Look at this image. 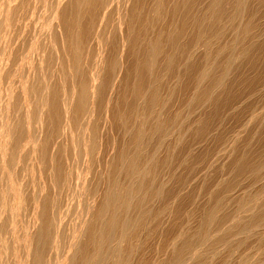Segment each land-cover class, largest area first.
Listing matches in <instances>:
<instances>
[{
	"label": "rangeland",
	"instance_id": "1",
	"mask_svg": "<svg viewBox=\"0 0 264 264\" xmlns=\"http://www.w3.org/2000/svg\"><path fill=\"white\" fill-rule=\"evenodd\" d=\"M68 1L67 0H11V1L10 0H0V46H1L0 47V63H1L0 64V87H1L0 88V124L3 126V127L0 126V128H1L0 130L2 131V132H0V151H1L0 152V157H1V159H0V174H1L0 175V193H1L0 194V197H1L0 198V260H1L0 264H31L30 261H31L32 255L34 254L35 242H36V237H37L36 232H38L37 230H40L39 227L42 226L40 224L43 222V210L47 205L50 204V211H52L57 207L58 203H59V205L61 204L60 206H63L60 208L61 210L59 209L60 206H58V209H59V211H61L63 213L62 214V216H63L62 225L63 226L61 225V227L64 230L62 228L61 229L64 231L65 234H63V232L61 230L64 239L63 238L60 239L61 240V241H59L60 243L57 242V243H59V246H60V250H58L59 256L56 255L55 250H54L55 254L51 253L53 251H50V253H48V254H52L51 255L52 258L54 256L55 260L53 258V260H54L53 262H55V263H53V264H59V263L64 264L65 262L63 261L62 257H64V255L66 256L65 252L67 253V256H68V254H70L72 252L74 253L73 249H70L68 251V248H70V247H68L69 241L71 243L72 241L79 242V241H82L83 239H85L86 231H87L86 226H88L90 224V220L92 219L90 217H93L92 213H90V212H93V210H92L93 208L95 209L94 211H96V208H98L97 206H99L101 199H102V193L101 192L103 190H104L103 192H105V189L107 190L108 186L111 183V180L113 179V176L115 174H118L119 172H120V174L117 175L118 178H120L119 181L120 182L126 181V178L124 177L125 173L123 171L121 172L118 170L119 172H116L118 169L116 163L118 165H120L119 161L122 160L121 159V153L123 154L124 152L126 153V151H127L130 154L131 152H133L134 149H133V146H128V147H131V149L130 148L128 149L126 146L127 150L124 149L125 145L128 144L127 142H128V139L130 137H129V134H127V132H124L121 129V128H125L124 127L125 125L123 124L124 121L121 122L123 120L120 117L121 113L120 114L118 113V115H117V111L119 109H117L116 106H118V108H120V110L121 109L124 110L126 105L123 103V101L126 103L125 98H127V97H128L127 99H129V98L131 99V95L129 94L130 90L129 91L127 90V92H126V89L124 87L125 82H124V84L122 83L124 80V77H123L124 76V70L126 69V64H128V62L126 60H127V58H130L129 60L131 61V57H129V55H126V54H128V52H126V54H125V51H127V50H125L126 47L124 49H121L122 54L121 53L120 54L122 55V57H120V55H119V57L122 58V62L124 61L127 63H125V66H124V62H123L124 67L122 65H121V67L117 66L116 73L120 72V70L118 68V67H120V69H122L120 74L123 78L121 76L119 77L118 74H115V77L111 76L112 78H114V80L116 79L115 81H113V80L111 81V79H110L111 77H107L106 79H104L106 77L105 75H107V73L104 70V66H102L101 62H103V64H104V58L103 57L107 58L110 55L109 47H111V46L108 47L107 46L108 44L102 43V41L106 42L105 40H103V38H101V37H104V35H102L99 32L98 34L100 36H97V33L95 32L96 28L95 29L93 28L94 32H92L93 30L88 29L87 25H85V24H89L88 20H90V19H89V17L87 18L86 16H89L90 12H88L89 13L88 14L87 12H85L82 9V10H80L81 12L79 15L81 17H85V19H88V20H84V18H82V20H81V17L79 16L80 20L82 22H83V20L86 21L85 24L82 23L81 21L79 24H80V26H83V24H84V26L87 27L86 29L89 30V33H88L89 37L87 35L85 38V34L82 33V35H81L79 33L80 37L84 36L83 39L88 38V41L85 40L86 42L84 41V43H82V41H83L82 38H80V40L82 39L80 41L81 43L78 41L80 43V45L82 46V47L79 46L80 51L82 50L81 53L83 54V52L85 53V50L87 51L84 54L87 56V59L85 58L86 60L85 59L83 60V57H81L83 55L81 54L80 55V57H81L80 61L81 62H79V63H81L80 64L81 68H82V66L84 67V68H82V70H84V72L86 70L87 74H86V72L84 73L83 71L78 73L79 69L74 68L75 64L73 62V57H72V53H71L72 50L68 49L69 44L66 42L67 36H66L65 29H64V23H63V22H65L64 21L65 17L68 16L65 19L66 21L68 18H69L68 20L71 21V17H72L71 12H69V9H68V8H70L69 5H71V3H70L71 1L70 0H68ZM127 1H125V2H127ZM132 1H134V0H132ZM132 1L130 0L129 3H131ZM135 1H137V0H135ZM116 2L117 1L114 2V6H115V4L117 6ZM204 2H206V1H204ZM227 2H229V3H227ZM231 2L232 1H230V0L229 1L224 0L225 5L222 2V7H224V9H226L227 11L225 10L226 16L223 15L222 16L223 18L220 17L219 18L220 20L216 21V29L218 28V30H219L220 29L219 27H221V29H222V30L220 29V31H219L220 32L219 37H217V38L215 37L212 40V43L209 44L210 47H207V48L204 44L202 45V42L200 40L201 44L200 45L198 44V47H197L198 51H197V48H196V50H194L195 51L194 55H193L194 57L191 60L192 61L191 64L194 63V65L196 66L194 71L190 72L189 69H188L189 72L186 71L187 70V61L185 60L186 61L185 62L183 59V62H181L182 61L181 58H183V55L185 53V49H184V45L180 44L181 42L183 43L182 40L185 41L188 38L191 39L190 37H192V35H193V32L191 33L192 28L188 27L186 30L187 32H189L192 35L187 33L186 36L187 37L189 36L188 38H186V36H185L184 38H186V39L182 38L181 41H178V42H180L179 48L182 47L181 45H183L182 50L184 51V53L182 52V50L180 53V51H178V47L174 50H171L172 48L170 46L168 47V45H165L166 48L168 47L167 49L164 48V50L166 49L165 52H167L169 50V48H171L170 51H168L167 53L169 54L170 52L176 51L175 53H176V56H178L177 57V59H178L180 57L177 54V51H178V53L182 56L180 58V62L182 64L183 63L184 64L181 66V63L179 61L178 62L176 61L177 64L176 63H174V64H176L177 67L174 65L173 66L174 68L172 67L174 70L169 69V72L166 71L165 69H164L165 70V72H164L163 68H162L161 74H160V76L162 75L161 76L162 78L160 77L161 78L160 85L161 84L162 85L159 86V89L160 90L162 89V90L159 93H161L160 98H161V95L163 96V100H162V102L164 103V105L162 103L163 109L167 105H168L167 106L168 109L165 108L163 110L162 107L158 105L157 107H155L156 110L153 109L154 113H156V111H160V109H161L160 113L162 111H165V112H162V115L160 113L159 114L157 113V114H152V116H155V117L162 116L161 118L166 120L167 117L170 115V114H168V116H167L166 113L170 112L168 110H171L170 113H173V115L176 112V114L178 115V117H176V118H178V119H176V118L174 119V121H173L174 125H172V127L173 126L174 127L173 128L171 127L172 128L171 130H175V131L171 132V130H170L172 135L169 132V134L167 136L169 139L167 137H164L165 139L166 138L167 139L166 140L164 139L165 142L162 141V143H161L162 145H160V147H158L159 153L157 152V156H155L156 160H153L154 162H156V163L158 162L157 164H159V165H157V164L156 165L159 166L160 168L158 169V167H156L157 170L154 169L156 172L159 170L157 172V174L159 173V175H157L154 170H152L154 176L152 174V171L149 174H151V176H152V181H154V182L156 181L155 182L156 184L158 182L161 190L158 188L159 186L157 184L155 187L157 189H159V192H157V194L153 193V195H155L157 197H155V196L153 197V200H152L153 202L150 200L152 198H150L148 200V201H150L148 203H151V204H148L149 206L151 205L150 208H149V206H148V208H149V210H153V211H149V212L150 213L152 212V214L154 216L152 214H149V212H148V218L147 217L145 218V224L147 227L144 230H146V231L142 230L141 231L142 233L140 232V234L138 235L139 239L135 237L136 242L133 241V239L131 240V242H132L131 246L134 247V245H135L134 250L136 249V247H137L136 250H138L140 248L139 249L140 253L138 251H136V253H138V254H135V251L133 250L134 252H132L130 254V255L133 254L132 256H134V257H132V256L129 257V259H130L129 261L131 262V264L132 263L133 264H140L141 262L143 264H168V263L170 264L171 262H168V261H173V259H174L173 258L174 248L175 249L178 248L179 244L181 246V244L183 242L181 240H184L183 238H185L186 236H187L186 239L189 238L190 236H192V234L195 233L194 231H196V232L202 231L203 228L200 230V229H198L199 227L201 228V227L207 226V225L204 226L202 221H200V219L203 220L204 217H206L205 215H207V213L210 212L213 203L216 201V198L217 199L220 198L223 201H222L221 206L219 207L220 209L218 208L215 210V211H219L220 213L214 212V213H216V216H215V214H213L214 215L213 217H215V220H214L215 223L213 222L212 225H209V227L207 226L208 228H210V230L208 229V231H209L208 233H211V234H208L209 236H208L207 240H205L203 243L198 241V243L196 242L191 247H189L188 248L189 250L188 249L186 250V253L183 254V256L186 255L185 257H183L184 258L183 261H185V264H202V263H204V264H264V249H263L264 248V219L262 221L260 219L261 222L259 221V219H258L259 222L257 221L256 218L253 219V217H255L256 214H258V216L256 215V217L259 218V214H260L259 211L262 210L263 206H264V163H263L264 162V87H263L264 86V79H263L264 78V44H263L264 43V37H263L264 36V13H263L264 12V10H263L264 9V0H262V1L261 0H252V1L251 0H244L245 3L243 4L244 5L243 9H245V10H243V12L245 11L244 13L247 15H245L243 13L242 16H238L239 18H237V17L234 18L235 20L232 19L233 17L230 18L231 13L233 12ZM129 3H124V4H126L125 8L127 7V4H129ZM201 3H203V2H201ZM204 4H206V3H204ZM24 5H25V7H24ZM114 6L112 5L113 8L112 7L111 8L113 9V11H116ZM246 6H247V8H245ZM65 7H66L67 11H66ZM100 10H102V9L100 8ZM122 10H123V8H122ZM231 10H232V12H230ZM42 11H44V12H42ZM50 11H51V13H50ZM248 11H250V12H248ZM96 12H97V10H96ZM226 12L227 13L230 12V14H228V16H227ZM27 13H28V15H27ZM123 13H125V10H123ZM116 14H117V12H116ZM169 14L170 13L167 14L168 16L162 15L165 18L169 17L167 19H165L161 16L162 18H160V19H164V21H165L164 22L163 20H159L160 22H163V23H161V25H163V24L167 25L168 24L167 26H170L173 28L177 27L176 20L178 22V19H175V25H176L175 26L174 21H172L173 24L171 22L173 17L170 14L172 17L171 18L169 16ZM31 15H32V17H31ZM119 15H117L115 17L118 18ZM57 18H59V19H57ZM116 18H114L116 20V21L114 20L116 22L115 23L117 26L116 28H118V27L120 28V26L117 25L118 21ZM52 19H54V20H52ZM168 19L170 20L171 24L174 26H171L170 22H168V21H167L168 23H166V20H168ZM17 20H18V22H17ZM208 21L209 20H207V22ZM246 22L250 23L251 28L249 26L248 27L249 29L247 28V30L249 31L252 29V32L250 31L251 33L244 31V27H245ZM34 23H35V25H34ZM81 23H82V25H81ZM179 23L180 22H178V24ZM159 24L160 23H158V25ZM211 24H213V23H211ZM229 24H231V25H229ZM217 25H219V27H217ZM57 27H59V28H57ZM102 27L104 28V26L103 25L101 26V29L103 30ZM178 27L175 29H178ZM240 27H242V28L240 29ZM256 27H258V28H256ZM34 28H35V30H34ZM77 28H78V30L81 28V30H79V32H81L83 29L82 27H79V26ZM173 28H171L172 31H174ZM214 28H215V26H214ZM58 30H59V32H58ZM102 30H100V31L102 32ZM117 31L119 32V29H117ZM82 32H85L87 34V31L84 29ZM238 32H239V34H238ZM92 33H93L92 38H93V36L95 37L93 40L90 36ZM122 33H123V31H122ZM246 35H248V36H246ZM110 36H112V33ZM254 36H255L256 40H255ZM65 37H66V39H65ZM96 37H100V39L98 38L99 41H97ZM237 37H239V38H238V40H236V44H235L234 40L237 39ZM89 38H91L90 42H91V40L93 41V42H91L92 44L89 43ZM251 39H253V41H251ZM217 40H218V42H217ZM96 41H97V43L99 42L98 45L96 44ZM100 41H101L103 46L101 45ZM108 42H109V40H108ZM231 42H232L231 45L233 47L227 45L228 43L230 44ZM248 42H249V45H250V42L251 43L255 42L253 44L254 46H252V44H251V48L254 47L252 50L250 49V51H249L251 54L245 52L246 51L245 48H247L249 46V45H247ZM79 43L77 45H79ZM41 44H43V45H41ZM50 44H52V46ZM213 44L216 46H214ZM244 44H246L247 47H246V45L244 46ZM86 45L91 46V47L88 46V49H91L92 51L88 50ZM104 45L106 46V49L102 50L103 47L105 48ZM224 45H226V47H224L225 49L222 47ZM54 46H56V47H54ZM217 47L223 48V49L222 50L216 49ZM227 47H229L230 49L233 48L231 50L234 52V55H232L233 54L232 51H231V53L229 52L230 49H228V51L226 50ZM242 47L244 48V51H243ZM189 48H191V46ZM31 49H32V51H31ZM99 49L102 51H100ZM107 49H109V50H107ZM215 49L219 50V52H222L220 54V56L218 55L219 54L218 51H217L218 52L217 54H216V52H214ZM121 50H120V52H121ZM95 51L96 52L99 51V53H96ZM104 51H106V53H104ZM207 51H209V52H207ZM92 52H93V54H92ZM162 52H164V51H162ZM165 52H164V54L162 53L159 56L160 57V59H159L160 63L163 62V60L165 58L164 56H167V55H165ZM228 52L231 54L230 55L231 58L229 60H231V61L233 60V61H232V64L230 63L231 61L229 62L230 63V65H229L230 69L228 67V72H227V75L224 79L225 83L223 85L219 86L217 89H215V92L211 96H209L210 100L208 98H206L204 100V102L203 101L200 102V105L198 103L197 105H199V107L198 106L195 107L193 104H189V105L190 106L193 105L194 108L188 107L189 106L187 104L188 99L189 100L191 99L190 97H192L191 96L192 93L195 94V91L192 89H193V86L196 84V81L193 80V79H195V74H192V73L193 72L195 73V71L197 69L196 74L198 75L197 72H199L198 70H200L201 66L202 67L205 66L204 64H207L208 61L212 60V59L208 60L206 58L210 57L211 55L213 57L214 54H215L214 55L215 57H213L214 59L216 57L218 58V56H219L218 59L216 58L217 63L218 62L219 63L226 62V60H228V59H226L225 56H227V58L230 57L229 55H227ZM243 52H245V53H243ZM107 53H109V54H107ZM200 53H202V54L200 55ZM241 53H243L244 55ZM87 54L88 55L91 54L92 56L90 57ZM123 54L126 55L127 57H125ZM206 54H208V56H206ZM61 55H62V57H61ZM96 55L97 56L99 55L97 58L100 62L95 57ZM196 55H197V57L195 58ZM124 57L126 58V60ZM162 57H164L163 60H162ZM184 57H185V55H184ZM101 58H103L102 61H101ZM123 58H124V60H123ZM90 59H92V60H90ZM96 60H97V62H96ZM221 60H225V61H221ZM86 61L87 62L89 61L87 63V65L90 63L97 65V63H98L97 66L99 68H97V66L94 65L93 67L97 69V70L96 69L94 70L91 66H89V67L86 66ZM91 61H94V62H91ZM206 61H207V63H206ZM84 62H85V64L83 65L82 63H84ZM39 63L42 65V67ZM257 64H259V65H257ZM160 65H159V67H160ZM184 65H185V67H183ZM199 65H201V66H199ZM252 65H253V67H252ZM197 66H199V67H197ZM81 68H80V70H81ZM89 68H90V70L91 69L93 70V71L91 70V72H93L92 74H94L95 76L97 73L96 72L94 73V71H98L99 73L97 74L96 77L94 76L95 79L93 76L91 77L92 82H90V83H94V87L89 86V87H91V92H90V96H89V106H91V107L87 106V108L90 109V111L92 112V115H91V119L86 120V123H84V126H83L84 130H85L84 131L83 129L74 128L75 127L73 125L74 123H72L71 121H73L72 115L74 116V112H72L75 109L74 104H76L77 103L76 100H78L75 93L77 92L76 90L79 88V84H80L79 80L82 78V76L84 74L87 77H90L92 75L90 70L87 71V69H89ZM179 68L183 69L184 71L179 70ZM46 69H48V70H46ZM101 69H103L102 70L103 72H101L103 74H101L99 71ZM175 70H176V73L180 76H177V74L175 73ZM177 70H179V72ZM191 70H193V69H191ZM162 71L164 73H166V72L167 73L162 74ZM172 71H174V72H172ZM185 71L188 74L191 73L192 75H194L191 77L189 75L188 81H186L188 74L185 73ZM74 72H75V75H74ZM88 72H90L91 75H89ZM217 72H218L217 70H216V72H211V74L208 75L209 78L207 76L206 77L207 79L205 78V80H203V82H202L203 88L208 86L207 85L208 83L210 84L211 79H212V78H210V76L212 75V77H213L215 74H217ZM60 73H61V75H60ZM172 73H173V75H172ZM43 75H44V77H42ZM79 75H80V78H79ZM14 76L17 77L18 79L15 78ZM179 77H182V78H179ZM73 78H75V79H73ZM96 78L97 79L101 78V79L97 80ZM76 79L78 80V84L76 85V87H74L76 82H77ZM88 79H90V78H87V80ZM103 79L107 80V81L104 82ZM108 79H110V80H108ZM180 79H181V81H180ZM237 79H238V81H237ZM189 80L191 82H189ZM108 81L109 82L111 81V83L107 84ZM130 81H133V77L130 79ZM193 82H195V83H193ZM229 82H232V83H229ZM120 83H122V85ZM166 83H167V85H166ZM110 84H111V86H110ZM184 84H186V86L189 84L188 85L189 87H187L188 89L185 87L187 90H185V88L183 89V87L185 86ZM192 84H194V85L192 86ZM47 85L49 88L46 87ZM97 85L98 86L100 85V86L98 87ZM101 85L106 86V87H103ZM231 85H232V87H231ZM77 86H78V88H77ZM33 87H34V89H33ZM191 87H192V89H191ZM109 88H110V90H109ZM194 88H195V86H194ZM65 89H67V90H65ZM72 89H73V91H72ZM106 89L108 90V92ZM188 90H189V92H188ZM70 91H71V94H70ZM120 91H122V92H120ZM64 92L66 95L62 94ZM72 92L73 93L75 92L74 98H72L74 96L72 94ZM20 93H21V95H20ZM52 93L54 95L56 94V97L57 96H59V97L56 99V97L53 96ZM57 93L59 95H57ZM121 93L123 95L126 94V95H124L125 98H123ZM41 94H42V96H41ZM127 94H128V96H127ZM235 94H237V95H235ZM47 95H48V97H47ZM67 95H68V97H67ZM96 95H98V96H96ZM3 98H5V99H3ZM54 98H55V101H51V100H54ZM186 98H187V100H185ZM59 99H61V100H59ZM68 99H70V100H68ZM119 99H121V101ZM122 99H124V100L122 101ZM165 99L168 101H166ZM216 99L218 100V102ZM56 100H58L57 102L59 103V105H57L56 107L58 108L59 106H62V114L63 115L60 114V116L62 117L63 121L66 122V123H64L63 121H61V126H60L61 131L60 132H59L60 128H58L59 129V130H57L58 132H56V130H55V129H57V126H58V123H57V125L55 123L56 122V120H55L56 114H54V112H53V108H54V110L57 109V108H55V104L57 103ZM71 100H72V102H71ZM68 101H69V103L67 104ZM53 103H54V106L52 107ZM166 103H169V104H166ZM121 104H123V105H121ZM212 104H213V106H212ZM170 105H171V107H170ZM252 105H254V106H252ZM235 106H236V108H235ZM115 107H116V111L114 109ZM159 107H161V108H159ZM169 107H170V109H169ZM65 108H66V110H65ZM67 108H68V110H67ZM255 108H256V111H255ZM59 109L61 112V107H59L57 111H59ZM14 110H15V112H14ZM97 110L101 111V112H97ZM166 110H167V112H166ZM232 110H234V111H232ZM191 111H193V112H191ZM60 112H58V113H60ZM113 112L114 113L116 112L115 113L116 116H113V114H114ZM51 113H53V114H51ZM152 113H153V111H152ZM191 113H194V114H191ZM95 114L96 115L98 114V115L96 116ZM141 114L142 115L140 117L138 114V117H136L135 119H138V118L145 116V114H143V113H141ZM37 115H39V116H37ZM105 115L107 117H105ZM164 115L166 118H164ZM211 115H212V117H211ZM229 115H231V116H229ZM23 116H25V119ZM64 116H65L66 120L64 119ZM102 117H104V118H102ZM117 117L119 119L118 121H117ZM34 118H35V120H34ZM143 118H145V117H143ZM180 118H182L183 120ZM36 119H37V121H36ZM47 119H49V120H47ZM145 119L148 121L150 118H148V119L145 118ZM143 120L144 119H142V121L138 119L136 121H140V122H137L138 125H140L139 123H141V122L145 123V120L144 121ZM51 121H52V123H51ZM87 121L89 122L88 124H87ZM47 122H49L51 125H49V123L47 124ZM90 122H91V124H90ZM115 122L116 123L119 122L120 125L123 124V126L122 125L121 126L116 125ZM148 122H147V124L146 123L145 124L141 123V124H142V126H145L148 129V126H149ZM176 122H178V123H176ZM70 123L72 126H70ZM92 123L96 124V125H93ZM119 123H117V124H119ZM149 123L151 124L152 121L150 120ZM175 124H176V126H175ZM187 124H189V125H187ZM92 125H93V127H92ZM72 127H73L74 131H72ZM86 127L88 128V130L86 129ZM90 127H92L94 131L97 129L95 132L96 135H95V133H93V131L91 130L92 128H90ZM94 127H96V128L94 129ZM152 127L153 126L151 124L150 128L153 130V132L149 131L150 128L148 130L146 128H143V130L144 129L147 130V132L149 134L147 133L148 137L146 136V138L149 140V137H150L152 144L154 145V147H156V145L158 144V141L155 142V140L160 139L161 133L159 132L160 133L159 134L157 131L155 133L154 129ZM105 128H106V130H105ZM118 129L122 130L123 131L122 133H124V136L126 135L127 137L120 135L122 133L120 131H118ZM41 130H42V132H41ZM50 131L52 132V135H51ZM88 131H90V132L87 133ZM106 131H108V132H106ZM12 132H13V135H12ZM173 132L174 133L176 132V133L174 134ZM198 132H199V134L200 133L201 134L199 135ZM23 133H24V135H23ZM57 133L58 134L61 133L60 134L61 136L58 135ZM66 133H67V135H66ZM91 133H93L96 137L94 135H92ZM150 133H154L153 134L154 136ZM55 134H57V135L55 136ZM62 134H63V137H62ZM149 135H151V136H149ZM169 135H171V137ZM66 136H68V137H66ZM93 136L95 138H92ZM150 140H149V143H147V145L149 144L148 145L149 147L151 145ZM124 141H126V142H124ZM178 141H179V143H178ZM25 142H27V143H25ZM50 143H51V145H50ZM1 144H3V145H1ZM153 145H152V151H154ZM142 146L144 147V144ZM142 146H141V150L144 151V152L142 151V153H144V154L142 155L141 160L143 158V160L145 161L146 157L148 158V155L149 156L152 155V151H151V147L149 148L148 146H145V148H144L145 150H144V149H142L143 148ZM261 147H262V149H261ZM147 148L149 149L148 151L146 150ZM23 149H24V152H23ZM118 150H120V151H118ZM245 152H246V154H245ZM128 153H126V155ZM200 154H202V155H200ZM119 155H120V157H119ZM6 157H7V159H6ZM144 157H145V159H144ZM160 157H161V159H160ZM255 157H256V159H254ZM262 158H263V160H262ZM40 159H41V161H40ZM163 159H164V161H163ZM62 160H63V162H60ZM112 160H113V162H112ZM166 160H168V161H166ZM54 161L56 162L55 165H57L58 168L63 167L62 168L63 170L61 169V171H62V175H64V176H61L60 172L57 169V166L54 165ZM57 161L60 162L59 163L60 165L57 164ZM249 162L250 163L253 162V163H251L252 165H256L257 164L256 162H258V163L262 162L261 163L262 167L260 166V169H259V171L262 174L259 171L256 172L257 174L252 172L251 169L246 166ZM163 163L165 164V166H162V165H164ZM193 163H196V164H193ZM250 163H249V165H251ZM62 164L63 165L65 164V165L63 166ZM243 164H244V166H243ZM65 166L67 168H64ZM101 166L102 167L104 166V167L102 168ZM55 167H56L57 171L54 170ZM91 168L95 171H93ZM109 168H111V169H109ZM115 168H117V169H115ZM240 169H241V171H240ZM189 170H191V171H189ZM113 171H115L114 175H113ZM160 172H161L162 176L160 175ZM58 173L60 174V176L58 175ZM70 173H72L73 175L71 176ZM65 174L66 175L68 174V176H71L72 178L69 177V180L66 179V178H68V176H65ZM79 174H80V176H79ZM149 174L147 176H149ZM55 175H56V177H55ZM102 175H104V176H102ZM155 175H157V176H155ZM57 176H59V177H57ZM151 176L148 177L149 178L148 180H150ZM248 176H250V177H248ZM157 177H158V179H157ZM58 178H59V180L62 179L61 181H63V182L57 180V182L58 181L60 182V184H59V182L57 184V182L54 181V179H58ZM153 178H156V180H153ZM177 178H178V180H176ZM182 178H183V180H182ZM82 179L86 182H84ZM96 179H97V181H98V179L101 180L100 182H102V185H101L102 187L100 186V182H98V183H97V181L95 182ZM121 179L122 180L124 179V181H122ZM184 179H185V181H184ZM180 180H182V181H180ZM229 180H230V182H229ZM53 181L56 182L57 185L54 184ZM64 181H66L65 182L66 185L64 184L65 186L62 184V183H64ZM68 181L71 183V184H69V186H71V187H68V183H69ZM151 182H150V184L153 185ZM12 183L15 186L12 185ZM96 183H97V185H96ZM51 184L53 187L51 186ZM80 184H82V185H80ZM93 184L96 185L99 189L101 188L102 191L97 189L98 191L95 194L96 197L94 196L95 201L94 200L92 201L93 202V207H91L92 211L90 210V212H89L90 214H88V215L86 214V216H85L83 213L85 211L82 212L81 209H79V208H81L85 204V200H86L85 198H87L85 196H87L86 195L88 193L87 191H90L91 187L94 186ZM58 185L60 186L59 188L57 187ZM17 186H19V187H17ZM163 186L165 189L161 188ZM55 187H56V189H55ZM84 187L86 189L88 188L89 190L84 191V189H85ZM152 187H154V186H152ZM155 187H154V190L156 189ZM259 187H261V188L259 189ZM60 188H62V190H60ZM160 191H161V193H160ZM98 192H100V193H98ZM218 192H219V194H218ZM260 193H261V195H260ZM21 194H23V195H21ZM54 194H55V196H54ZM228 195H229V197H227ZM50 197H51V199H53V201L56 197L55 200H57V202L58 201L59 202L56 203V201H55L54 204L56 203V205H54L53 201L49 202ZM163 198H164V200H163ZM35 199H37V200H35ZM65 199L67 200V202H64ZM43 200H44V202H46V203L49 202V203L45 204L43 202ZM2 202H3V204H2ZM41 202H43L46 206ZM51 202L53 204L52 208H51V205H52ZM63 202L65 204H63ZM242 202H243V204H242ZM246 202H248V203H246ZM18 203H19V205H18ZM20 205H21V207H20ZM233 205H235V206H233ZM39 206H41V207H39ZM65 206H67V207H65ZM152 206H154V207H152ZM53 207H54V209H53ZM41 208H43V209H41ZM47 208L49 209V206H47ZM62 208H63V210H62ZM151 208H154V209H151ZM58 209H57V211H58ZM159 209L160 210L164 209V210L159 212L158 211ZM11 210H12V212H11ZM39 211H41V213H42L41 218H40V212ZM37 212L39 214H37ZM155 212L156 213L157 212L162 213L164 216L162 214H161L162 215L161 216L159 213H157L155 215L154 214ZM180 212H182V213H180ZM14 214H15V216H14ZM252 215H253V217H252ZM149 216L153 219L155 218L156 220L154 221ZM156 216L158 218H156ZM250 216L252 218H250ZM86 217L87 218L89 217L90 219L89 218L87 219ZM161 217H163V219ZM149 218H150V220H149ZM222 218H223V220H222ZM147 219H148V222L150 223L151 226L148 225L149 223L146 221ZM182 219H183V221H182ZM249 219L252 221L251 222L252 224H250L249 226H251V227L253 226V227L251 228L248 226V227H244V229H243L242 225ZM152 220H153V222H151ZM218 220H220V221H218ZM256 221H257L258 225L256 224ZM196 223H197V225H196ZM217 223H218V225H217ZM200 224L203 226H201ZM215 224H216V226H215ZM211 226H212V228H211ZM238 226H239V228H238ZM259 226H260V228H259ZM84 227H85V229H84ZM76 228L78 229V232L72 233V232H74V230ZM246 228L247 229L250 228L251 230L248 229L249 230L248 231ZM77 229L75 230V232L77 231ZM84 230H86V231H84ZM204 230L207 231V229L204 228L202 232H204ZM52 231H53V229H52ZM157 231H158V233H157ZM27 233H28V235H27ZM71 233H72V235L76 234L78 241H76L77 239L75 236L71 237ZM34 235H36L35 239H34ZM181 235L183 237H181ZM179 236L182 239H180ZM70 237H71V240H70ZM73 238H74V240H73ZM140 238H142V241L144 240L143 241L144 243H142V241H139V240H141ZM67 239H69V240H67ZM8 241H10V242H8ZM140 242H141V244H140ZM179 242H181V243H179ZM133 243H137L138 245L133 244ZM26 245H28V246H26ZM63 245H65V246H63ZM139 245H141L142 247H139ZM176 245H177V247H176ZM29 248H30V250H29ZM209 248H211V249H209ZM31 249H33V250H31ZM195 250L197 251V253ZM48 254H47V256L49 257L50 255H48ZM141 254H143V255H141ZM16 256H18V257H16ZM60 256L62 258L61 260L59 258ZM70 256H71V254H70ZM52 258H50V259L52 260ZM171 258H173V259H171ZM57 259L59 262L57 261ZM183 264H184V262H183Z\"/></svg>",
	"mask_w": 264,
	"mask_h": 264
},
{
	"label": "bare ground",
	"instance_id": "2",
	"mask_svg": "<svg viewBox=\"0 0 264 264\" xmlns=\"http://www.w3.org/2000/svg\"><path fill=\"white\" fill-rule=\"evenodd\" d=\"M11 1V0H10ZM68 1V0H67ZM71 2V5H69L70 6V8H68L69 9V12H71V21H69L68 19H67V21L65 20L67 17H65V19H64V21L65 22H63L64 23V29H65V32H66V36H67V43L69 44L68 46H69V48L68 49H70V50H72V57H73V62H74V64H75V67L74 68H78L79 70H80V68H81V66H80V64L81 63H79V62H81L80 61V59H81V57H83V60L86 58L87 59V56L86 55H84L87 51L85 50V53L83 52V54L81 53L82 52V50L80 51V47L79 46H81L80 45V41L84 38V36L83 37H80V34L82 35V33L83 34H85V38H86V36L88 35V33H89V30H93V28L95 29V32L97 33V36H100L98 33L100 32L102 35H104V37H101V38H103V40H105L106 42H104V41H102V43H105V44H108L107 46L109 47V46H111V47H109V49H107V50H109V52H110V55L106 58V57H103L104 58V64H103V62H101V64H102V66H104V70L106 71V73H107V75H105L106 77L104 78V79H106L107 77H115V74H118L119 75V77L121 76V74H120V72H121V70L122 69H120V67H121V65L123 66V62H122V58H120V57H122V50L121 49H124L125 47H126V49L125 50H127V51H125V54H126V52H128V54H126V55H129V57H131V61L129 60L130 58H127V60H126V58L125 57H127L126 55H124L125 57V60L128 62V64H126V69L124 70V80H123V84H124V82H125V85H124V87H125V89H126V92H127V90L129 91L130 90V95H131V99L129 98V99H127L128 97V94H127V98H125V96L124 95H126V94H122V96H123V98H125V100H126V103L123 101L124 99H122V101H123V103L126 105V107H125V109L124 110H120V108H118V106H116L117 107V109H119L118 111H117V115H118V113L120 114V117L123 119H121L122 121L121 122H123V124L125 125L124 127L125 128H121L124 132H127V134H129V139H128V144L127 145H125V147H124V149L125 150H127V148L129 149H131V147H128V146H133V152H131L130 154L126 151V153H128L127 155H126V153L124 154H122L121 152V159L122 160H120L119 161V163H120V165H118L117 163H116V165H117V167H118V169L117 168H115V169H117V171L116 172H119V171H123L124 173H125V175H124V177L126 178V181L125 182H120L119 180H120V178H118V174H120V172L118 173V174H115L114 172L115 171H113V179L111 180V183H110V185L108 186V188H107V190L105 189V192H103L102 190H101V188L99 189L96 185H97V183L98 182H100L101 180H99L98 179V181H97V179L95 180V182L97 181V183H96V185H94V186H90L91 187V190L90 191H87V190H89L88 188L86 189L85 187V189H84V191H87L85 194L87 195V196H85V197H87V198H85L86 200H85V204L81 207V208H79V209H81V211L83 212V211H85V212H83L84 213V215L86 216V214L88 215V214H90V213H92V216L93 217H90V218H92L91 220H90V224L88 225V226H86V230H84V231H86V237H85V239H83L82 241H79V242H75V241H72L71 243H70V241H69V246L68 247H70V248H68V251L70 250V249H73V251H74V253L72 252V253H70L71 254V256H70V254H68V256H67V253L65 252V254H66V256L64 255V257H62L63 258V261L65 262L64 264H131V262L129 261L130 259H129V257L130 256H132V255H130L132 252H134L135 251V254H138V253H136V251H138L139 252V247H142L141 245H139V249L138 250H136L137 249V247H136V249L134 250V247H135V245H134V247L133 246H131L132 244V242H131V240L133 239V241H135L136 242V239H135V237L136 238H138V235L140 234V232L142 231V230H144V229H146V224H145V218L147 217L148 218V212L149 211H153V210H149V208H150V206L148 205V204H151V203H148V202H150V201H148L150 198H152V199H150L151 201L153 200V197L155 196V195H153V193L155 194H157V192H159V189H160V186H159V184H158V182H157V184H158V188L159 189H157L155 186L157 185L154 181H152V176H151V174H149L152 170H157L156 169V167H158V169L160 168L159 166H157V165H159V164H157L156 162H154L153 160H156L155 159V156H157V152H158V147H160V145H162L161 143H162V141H164V137H167L168 136V134H169V132H170V130L174 127H172V125H174V123H173V121H174V119L176 118V117H178V115L176 114V112L174 113V115H173V113H170L171 112V110H168V111H170V112H168V113H166L167 114V116H168V114H170L168 117H167V119L165 120V119H162L161 117L162 116H160V117H155V116H152V114H159L160 113V111H161V109H160V111H156V113H154V110H156V108L155 107H157L158 105L159 106H161L162 107V100H163V96L161 95V98H160V94L161 93H159L161 90L159 89V86H161L160 85V82H161V76H160V74H161V70H162V68H163V71L165 72V70L166 71H168L169 72V69L170 70H174L173 68V66L175 65L176 67H177V63H176V61L178 62H180V58L182 57L179 53H178V51H180V53H181V50H182V47H183V45H184V49H185V53H184V51L182 50V52L184 53V55H185V57H184V55H183V58H181V62H183V59H184V61L186 60L187 61V70L186 71H188V69H189V71L191 72V71H194V69L196 68V66L194 65V63L193 64H191L192 63V59H193V55H194V50H196V48L198 47V44L200 45L201 43H200V40H201V42H202V45L204 44L205 46H206V48L207 47H210V45L209 44H211L212 43V40L216 37H219V34H220V29H221V27H219V25H217V27H219L220 29L218 30V28L216 29V21L217 20H220L219 18L221 17V18H223L222 16L223 15H225L226 16V14H225V10L226 9H224V7H222V2H223V4H224V0H137V1H132L131 3H129V1L130 0H70ZM115 1H117L116 3H117V6H116V4H115V6H114V2ZM125 1H127V2H125ZM204 1H206V2H204ZM225 1H227V0H225ZM229 1V0H228ZM230 1H232L231 3H232V10H233V12H232V10L230 11V12H232L231 13V15H230V18L231 17H233L232 19H234V18H239L238 16H242L243 15V13L245 12H243V10H245V9H243V7H244V0H230ZM252 1V0H251ZM262 1V0H261ZM19 2V1H18ZM21 2V1H20ZM56 2V1H55ZM69 2V1H68ZM143 2V3H142ZM201 2H203V3H201ZM51 3V2H50ZM124 3H129V4H127V7L125 8V6H126V4H124ZM204 3H206V4H204ZM226 3V2H225ZM227 3H229V2H227ZM247 3V2H246ZM58 4V3H57ZM61 4V3H60ZM65 4V3H64ZM140 4V5H139ZM53 5V4H52ZM68 5V4H67ZM112 5L115 7V9H116V11H113V7H112ZM225 5V4H224ZM223 5V6H224ZM247 5V4H246ZM58 6V5H57ZM65 6V5H64ZM63 6V7H64ZM124 6V7H123ZM24 7H25V5H24ZM55 7V6H54ZM112 7V8H111ZM228 7V6H227ZM257 7V6H256ZM261 7V6H260ZM21 8V7H20ZM100 8L102 9V10H100ZM122 8H123V10H125V13H123V10H122ZM226 8V7H225ZM245 8H247V6L245 7ZM253 8V7H252ZM29 9V8H28ZM64 9V8H63ZM65 9H66V7H65ZM84 10L85 12H90V15L89 16H86L87 18L89 17V19L90 20H88V19H85V17H81L79 14H80V10ZM42 10V9H41ZM49 10V9H48ZM96 10H97V12H96ZM122 10V11H121ZM127 10V11H126ZM264 10V9H263ZM34 11V10H33ZM55 11V10H54ZM58 11V10H57ZM66 11H67V9H66ZM100 11V12H99ZM102 11V12H101ZM227 11V10H226ZM42 12H44V11H42ZM115 12V13H114ZM116 12H117V14H116ZM230 12L229 13H227V16H228V14H230ZM248 12H250V11H248ZM32 13V12H31ZM47 13V12H46ZM50 13H51V11H50ZM55 13V12H54ZM53 13V14H54ZM57 13V12H56ZM60 13V12H59ZM86 13V14H87ZM168 13H170L171 15H172V17H171V15L169 14V16L172 18V20H171V22L172 21H174V25H175V19H178V22H180L179 24H178V22H177V20H176V24H177V27H178V29H175V28H177V27H175V28H173V27H170V26H167L166 24H163V25H161V23H163V22H160L159 20H163L164 21V19H160V18H162L163 16L162 15H166V16H168L167 14ZM247 13V12H246ZM264 13V12H263ZM35 14V13H34ZM52 14V15H53ZM89 14V13H88ZM87 14V15H88ZM116 14V15H115ZM120 14V15H119ZM245 14V13H244ZM258 14V13H257ZM23 15V14H22ZM27 15H28V13H27ZM57 15V14H56ZM66 15V14H65ZM64 15V16H65ZM117 16V15H119L118 16V18H116L115 16ZM245 15H247V14H245ZM249 15V14H248ZM260 15V14H259ZM35 16V15H34ZM81 17V20H82V18H84V20H88L89 21V24H85L86 23V21H84L83 20V22L80 20V17ZM162 16V17H161ZM255 16V15H254ZM261 16V15H260ZM6 17V16H5ZM31 17H32V15H31ZM60 17V16H59ZM62 17V16H61ZM177 17V18H176ZM253 17V16H252ZM251 17V18H252ZM263 17V16H262ZM3 18V17H2ZM1 18V19H2ZM20 18V17H19ZM42 18V17H41ZM47 18V17H46ZM114 18H116L117 19V21H118V23H117V25L118 26H120V28L118 27V28H116L117 26H116V20L114 19ZM163 18H165V17H163ZM167 18H169V17H166L165 19H167ZM13 19V18H12ZM57 19H59V18H57ZM174 19V20H173ZM229 19V18H228ZM248 19V18H247ZM16 20V19H15ZM33 20V19H32ZM45 20V19H44ZM52 20H54V19H52ZM115 20V21H114ZM207 20H209L208 22H207ZM227 20V19H226ZM235 20V19H234ZM242 20V19H241ZM13 21V20H12ZM22 21V20H21ZM20 21V22H21ZM42 21V20H41ZM63 21V20H62ZM80 21L82 22V23H84L85 25H87V27H88V29L89 30H87L86 28V26H84V24H83V26H80ZM170 22V20L168 19V20H166V23H168V22ZM244 21V20H243ZM242 21V22H243ZM254 21V20H253ZM17 22H18V20H17ZM51 22V21H50ZM120 22V23H119ZM165 22V21H164ZM171 22H170V24H171ZM222 22V21H221ZM225 22V21H224ZM223 22V23H224ZM257 22V21H256ZM59 23V22H58ZM82 23H81V25H82ZM158 23H160L159 25H158ZM211 23H213V24H211ZM218 23V22H217ZM25 24V23H24ZM49 24V23H48ZM52 24V23H51ZM120 24V25H119ZM172 24H173V22H172ZM171 24V26H174V25H172ZM215 24V25H214ZM21 25V24H20ZM30 25V24H29ZM34 25H35V23H34ZM61 25V24H60ZM89 25V26H88ZM104 26V28H103V30L101 29V26ZM226 25V24H225ZM228 25V24H227ZM229 25H231V24H229ZM233 25V24H232ZM244 25V24H243ZM258 25V24H257ZM2 26V25H1ZM82 27L84 30H86L87 31V34L85 33V32H82L83 31V29H82V31L81 32H79V30H81V28L78 30V28L77 27ZM176 26V25H175ZM214 26H215V28H214ZM250 26V23L249 22H246V24H245V27H244V31L246 32H252V29L251 30H247V28ZM19 27V26H18ZM62 27V26H61ZM192 28L191 29V33L193 32V35L192 34H190L189 32H187L186 30H187V28ZM30 28V27H29ZM53 28V27H52ZM57 28H59V27H57ZM171 28H173L174 29V31H172L171 30ZM242 27H240V29H241ZM250 28H251V26H250ZM256 28H258V27H256ZM16 29V28H15ZM24 29V28H23ZM117 29H119V32L117 31ZM249 29V28H248ZM34 30H35V28H34ZM78 30V31H77ZM100 30H102V32L100 31ZM222 30V29H221ZM13 31V30H12ZM122 31H123V33H122ZM232 31V30H231ZM237 31V30H236ZM243 31V30H242ZM19 32V31H18ZM26 32V31H25ZM58 32H59V30H58ZM91 32V31H90ZM92 32H94V30L92 31ZM222 32V31H221ZM250 32V33H251ZM256 32V31H255ZM254 32V33H255ZM80 33V34H79ZM111 33H112V36H110L111 35ZM156 33V34H155ZM187 33H189L190 35H192V37H190L191 39H189L187 36H186V34ZM242 33V32H241ZM58 34V33H57ZM62 34V33H61ZM238 34H239V32H238ZM245 34V33H244ZM247 34V33H246ZM257 34V33H256ZM27 35V34H26ZM65 35V34H64ZM92 35H93V33L90 35L91 36V38H92ZM95 35V34H94ZM184 35V36H183ZM251 35V34H250ZM260 35V34H259ZM5 36V35H4ZM14 36V35H13ZM33 36V35H32ZM42 36V35H41ZM63 36V35H62ZM96 36V35H95ZM155 36V37H154ZM186 36V38H188V39H186V38H184ZM238 36V35H237ZM246 36H248V35H246ZM253 36V35H252ZM262 36V35H261ZM88 37H89V35H88ZM111 37V38H110ZM241 37V36H240ZM264 37V36H263ZM80 38H82L81 40H80ZM91 38H89V43H91V42H93L92 40L95 38L94 36H93V38H92V40H91V42H90V39ZM97 38V41H99V39H100V37H96ZM99 38V39H98ZM110 38V39H109ZM182 38L183 39H186L185 41L184 40H182ZM224 38V37H223ZM236 38V37H235ZM238 38L239 37H237V39H235L234 41H235V44H236V40H238ZM254 38H255V36H254ZM15 39V38H14ZM47 39V38H46ZM64 39V38H63ZM65 39H66V37H65ZM246 39V38H245ZM7 40V39H6ZM36 40V39H35ZM61 40V39H60ZM85 40H87L88 41V38L87 39H83V41H82V43H84V41ZM108 40H109V42H108ZM183 41V43L181 42H178V41ZM255 40H256V38H255ZM254 40V41H255ZM23 41V40H22ZM46 41V40H45ZM80 43H79V42ZM97 41H96V44L98 45V43H97ZM223 41V40H222ZM228 41V40H227ZM251 41H253V39H251ZM24 42V41H23ZM86 42V41H85ZM217 42H218V40H217ZM233 42V41H232ZM232 42L229 44H227V45H229V46H232L231 44H232ZM256 42V41H255ZM254 42V43H255ZM260 42V41H259ZM11 43V42H10ZM32 43V42H31ZM56 43V42H55ZM79 43V45H77ZM100 43H101V41H100ZM102 43H101V45H102ZM179 43L180 44H183V45H181L182 47H180L179 48ZM239 43V42H238ZM237 43V44H238ZM254 43H251L250 42V45H249V42H248V44L247 45H249L248 47H247V45L246 44H244V46L246 45V47L247 48H245L246 49V53H250L249 51H250V49L252 50L253 48H251V44H252V46H254L253 44ZM62 44V43H61ZM92 44V43H91ZM110 44V45H109ZM264 44V43H263ZM33 45V44H32ZM41 45H43V44H41ZM51 46H52V44H50ZM54 45V44H53ZM165 45H168V47L170 46L171 48H169V50L168 51H170V49L171 50H174V49H176L177 47H178V51H177V54L180 56L178 59H177V57L178 56H176V51L175 52H170L169 54L167 53V52H165V50L168 48H166L165 47ZM201 45V46H202ZM214 45V44H213ZM221 45V44H220ZM262 45V44H261ZM19 46V45H18ZM66 46V45H65ZM67 46V47H68ZM87 46V45H86ZM89 46V45H88ZM88 46H87V49H88ZM96 46V45H95ZM103 46V45H102ZM105 46V45H104ZM191 46V48H189V47ZM204 46V47H205ZM214 46H216V45H214ZM237 46V45H236ZM258 46V45H257ZM1 47V46H0ZM5 47V46H4ZM40 47V46H39ZM48 47V46H47ZM54 47H56V46H54ZM60 47V46H59ZM66 47V48H67ZM82 47V46H81ZM89 47H91V46H89ZM93 47V46H92ZM97 47V46H96ZM99 47V46H98ZM107 47V48H108ZM220 47V46H219ZM219 47H217L216 49H223L224 47H226V45H224V46H222L223 48H219ZM233 47V46H232ZM250 47V48H249ZM86 48V47H85ZM102 48V47H101ZM104 48V47H103ZM102 48V50H105L106 49V46H105V48L103 49ZM164 48H166L165 50H164ZM201 48V47H200ZM203 48V47H202ZM236 48V47H235ZM243 48V47H242ZM241 48V49H242ZM3 49V48H2ZM27 49V48H26ZM65 49V48H64ZM67 49V50H68ZM210 49V48H209ZM214 50V52H216V54L219 52V50ZM225 49V48H224ZM228 49H230L229 47H227L226 48V50L228 51ZM231 49H233V48H231ZM229 50V52L231 53V51L232 50ZM240 49V50H241ZM25 50V49H24ZM50 50V49H49ZM53 50V49H52ZM88 50H90V51H92L91 49H88ZM100 50V49H99ZM102 50H100V51H102ZM106 50V51H107ZM120 50H121V52H120ZM31 51H32V49H31ZM57 51V50H56ZM80 51V52H79ZM84 51V50H83ZM106 51H104V53H106ZM162 51H164L165 52V55H167V56H164V57H162V60H163V58H164V60H163V62H159L160 60V54H164V52H162ZM197 51H198V48H197ZM196 51V52H197ZM205 51V50H204ZM218 51V52H217ZM226 51V52H227ZM243 51H244V48H243ZM256 51V50H255ZM254 51V52H255ZM13 52V51H12ZM37 52V51H36ZM65 52V51H64ZM94 52V51H93ZM93 52H92V54H93ZM96 52V51H95ZM207 52H209V51H207ZM212 52V51H211ZM227 53V55H231L230 53ZM233 52V51H232ZM245 52H243V53H245ZM29 53V52H28ZM70 53V54H71ZM96 53H99V51L98 52H96ZM101 53V52H100ZM121 53V54H120ZM124 53V52H123ZM167 53V54H166ZM222 52H219V56H220V54H221ZM243 53H241V54H243ZM26 54V53H25ZM83 55V56H81L80 57V55ZM103 54V53H102ZM107 54H109V53H107ZM106 54V55H107ZM202 53H200V55H201ZM212 54V53H211ZM210 54V55H211ZM214 54V53H213ZM224 54V53H223ZM251 54V53H250ZM258 54V53H257ZM3 55V54H2ZM11 55V54H10ZM16 55V54H15ZM43 55V54H42ZM58 55V54H57ZM88 55V54H87ZM100 55V54H99ZM98 55V56H99ZM119 55H120V57H119ZM199 55V54H198ZM199 55V56H200ZM215 55V54H214ZM213 55V57H215ZM217 55V56H218ZM232 55H234V52H233V54ZM244 55V54H243ZM8 56V55H7ZM17 56V55H16ZM24 56V55H23ZM27 56V55H26ZM71 56V55H70ZM69 56V57H70ZM85 56V57H84ZM88 56H92L91 54L90 55H88ZM97 55L95 56L96 58L98 57ZM102 56V55H101ZM205 56V55H204ZM206 56H208V54H206ZM219 56H218V58H219ZM225 56V55H224ZM250 56V55H249ZM256 56V55H255ZM38 57V56H37ZM61 57H62V55H61ZM67 57V56H66ZM197 57V55L195 56V58ZM211 57V58H210ZM210 57H207L206 59H208V60H211V61H208V63H207V61H206V63L207 64H204L203 62V64L205 65V66H201V65H199V66H201V68H200V70H198L199 72H197L198 73V75L196 74V71H197V69H196V71H195V73L193 72L192 74H195V79H193L194 81H196V84L194 85V84H192V86L194 85L195 86V88H194V86H193V89H192V87H191V89L192 90H194L195 91V94L194 93H192L191 94V96L192 97H190L191 99L189 100L188 99V101H187V104L189 105V104H193L195 107L196 106H198L199 107V105H200V102H204V100L206 99V98H208L209 99V96H211L214 92H215V89H217L219 86H221V85H223L225 82H224V79H225V77H226V75H227V72H228V67H229V69H230V63L232 64V61L231 60H229L230 58H231V56L229 57V58H227V56H225L226 57V59H228V60H226V62H224V63H222L221 61H225V60H221L220 62L221 63H217V59L215 58H213L212 57V55L210 56ZM3 58V57H2ZM18 58V57H17ZM45 58V57H44ZM103 58H101V61L103 60ZM124 58H123V60H124ZM201 58V57H200ZM205 58V57H204ZM210 58V59H209ZM242 58V57H241ZM48 59V58H47ZM69 59V58H68ZM67 59V60H68ZM85 59V60H86ZM222 59V58H221ZM244 59V58H243ZM10 60V59H9ZM19 60V59H18ZM31 60V59H30ZM34 60V59H33ZM36 60V59H35ZM90 60H92V59H90ZM97 60H98V58H97ZM97 60H96V62H97ZM161 60V61H162ZM198 60V59H197ZM40 61V60H39ZM99 61V60H98ZM130 61V62H129ZM185 61V62H186ZM195 61V60H194ZM231 61V62H230ZM10 62V61H9ZM72 62V63H73ZM89 62V61H88ZM87 61H86V66H91L94 70L96 69V68H94L93 66L94 65H96V64H88L87 65V63H88ZM91 62H94V61H91ZM100 62V61H99ZM127 62H124V66H125V63H127ZM180 62V63H181ZM199 62V61H198ZM230 62V63H229ZM235 62V61H234ZM233 62V63H234ZM248 62V61H247ZM16 63V62H15ZM20 63V62H19ZM30 63V62H29ZM43 63V62H42ZM71 63V64H72ZM159 63V64H158ZM174 63H176V64H174ZM238 63V62H237ZM244 63V62H243ZM1 64V63H0ZM8 64V63H7ZM40 64V63H39ZM46 64V63H45ZM52 64V63H51ZM83 65L85 64V62L84 63H82ZM100 64V65H101ZM161 64V65H160ZM184 64V63H183ZM182 63H181V66L183 65ZM198 64V63H197ZM3 65V64H2ZM19 65V64H18ZM41 65V64H40ZM65 65V64H64ZM70 65V64H69ZM73 65V64H72ZM97 65H98V63H97ZM96 65V66H97ZM159 65H160V67H159ZM179 65V64H178ZM247 65V64H246ZM257 65H259V64H257ZM26 66V65H25ZM38 66V65H37ZM56 66V65H55ZM74 66V65H73ZM95 66V67H96ZM117 66H120V67H118L119 68V70H120V72L119 73H116V69H117ZM123 66V67H124ZM199 66H197V67H199ZM8 67V66H7ZM13 67V66H12ZM41 67H42V65H41ZM49 67V66H48ZM101 67V66H100ZM173 67V68H172ZM179 67V66H178ZM183 67H185V65L183 66ZM240 67V66H239ZM238 67V68H239ZM244 67V66H243ZM252 67H253V65H252ZM36 68V67H35ZM82 68H84L83 66H82ZM82 68H81V70L79 71L78 70V73L79 72H81V71H83L84 72V70H82ZM97 68H99L98 66H97ZM103 68V67H102ZM172 68V69H171ZM258 68V67H257ZM3 69V68H2ZM124 69V68H123ZM165 69V70H164ZM168 69V70H167ZM191 69H193V70H191ZM46 70H48V69H46ZM72 70V69H71ZM90 70V68L89 69H87V71H89ZM92 70V69H91ZM91 70H90V72H91ZM97 70V69H96ZM103 69H101V70H99L100 71V73L101 72H103L102 71ZM118 70V71H119ZM179 70H183V69H180L179 68ZM179 70H177L178 72H179ZM216 70L218 71L217 72V74H215L213 77H212V75L210 76V78H212L211 79V82H210V84L208 83H206L208 86H206L205 88H203V86H202V82H203V80H205V78L208 76V75H210L211 74V72H216ZM236 70V69H235ZM3 71V70H2ZM7 71V70H6ZM32 71V70H31ZM62 71V70H61ZM93 71V70H92ZM104 71V72H105ZM162 71V74L164 73ZM184 71V70H183ZM185 71V73H187ZM188 71V72H189ZM10 72V71H9ZM38 72V71H37ZM85 72H86V70H85ZM84 72V73H85ZM90 72H88V74L89 75H91L93 72H91V74H90ZM99 73L98 71H94V73ZM172 72H174V71H172ZM181 72V71H180ZM8 73V72H7ZM53 73V72H52ZM73 73V72H72ZM77 73V72H76ZM77 73V74H78ZM167 73V72H166ZM166 73H164V74H166ZM171 73V72H170ZM175 73H176V70H175ZM51 74V73H50ZM81 74V73H80ZM86 74H87V72H86ZM97 74H96V76H97ZM101 74H103V73H101ZM177 74V73H176ZM181 74V73H180ZM188 74V73H187ZM191 73L190 74H188V76H187V80L186 81H188V77H189V75H190V77L191 76H194V75H192ZM214 74V73H213ZM28 75V74H27ZM53 75V74H52ZM60 75H61V73H60ZM74 75H75V72H74ZM83 75V74H82ZM172 75H173V73H172ZM18 76V75H17ZM66 76V75H65ZM85 74L82 76V78L79 80V88H78V86H77V92L75 93L76 94V97L78 98V100H76L77 101V103L76 104H74L75 105V109H74V111H72V112H74V116L72 115V119H73V121H71L72 123H74L73 125L75 126L74 128H78V129H83L84 130V123H86V120H90L91 119V115H92V112L90 111V109L89 108H87V106H89V96H90V92H91V87L93 86L94 87V83H90V82H92V79H91V77L93 76H95L94 74H92L90 77H87V76H85ZM95 76V77H96ZM103 76V75H102ZM165 76V75H164ZM163 76V77H164ZM177 76H180V75H178L177 74ZM182 76V75H181ZM197 76V77H196ZM15 77V76H14ZM21 77V76H20ZM42 77H44V75L42 76ZM71 77V76H70ZM95 77H94V79H95ZM99 77V76H98ZM110 78L111 79V81L113 80V81H115L114 80V78ZM118 77V76H117ZM122 77V76H121ZM122 77V78H123ZM133 77V81H130V79ZM161 77V78H160ZM15 78H17V77H15ZM79 78H80V75H79ZM87 78H90V79H88L87 80ZM168 78V77H167ZM170 78V77H169ZM176 78V77H175ZM179 78H182V77H179ZM178 78V79H179ZM208 78H209V76H208ZM239 78V77H238ZM7 79V78H6ZM10 79V78H9ZM18 79V78H17ZM43 79V78H42ZM41 79V80H42ZM73 79H75V78H73ZM97 79V78H96ZM98 79H101V78H98ZM97 79V80H98ZM103 79V80H104ZM110 79H108V80H110ZM118 79V78H117ZM207 79V78H206ZM264 79V78H263ZM22 80V79H21ZM44 80V79H43ZM47 80V79H46ZM52 80V79H51ZM71 80V79H70ZM77 80V79H76ZM90 80V81H89ZM210 80V79H209ZM37 81V80H36ZM73 81V80H72ZM100 81V80H99ZM98 81V82H99ZM105 81H107V80H104V82ZM111 81L109 82L108 81V83L107 84H109V83H111ZM119 81V80H118ZM168 81V80H167ZM180 81H181V79H180ZM237 81H238V79H237ZM246 81V80H245ZM74 82V81H73ZM72 82V83H73ZM95 82V81H94ZM103 82V83H104ZM166 82V81H165ZM164 82V83H165ZM189 82H191L190 80H189ZM206 82V81H205ZM227 82V81H226ZM253 82V81H252ZM263 82V81H262ZM32 83V82H31ZM39 83V82H38ZM91 85H90V84ZM96 83V82H95ZM122 83H120L121 85H122ZM193 83H195V82H193ZM229 83H232V82H229ZM12 84V83H11ZM45 84V83H44ZM78 84V80H77V82H76V84H75V86L74 87H76V85ZM93 84V85H92ZM106 84V85H107ZM115 84V83H114ZM169 84V83H168ZM177 84V83H176ZM253 84V83H252ZM22 85V84H21ZM27 85V84H26ZM25 85V86H26ZM33 85V84H32ZM35 85V84H34ZM42 85V84H41ZM73 85V84H72ZM104 85V84H103ZM103 85H101V86H103ZM166 85H167V83H166ZM185 86L183 87V89L186 87H189L188 85L186 86V84H184ZM16 86V85H15ZM37 86V85H36ZM89 86H91V87H89ZM98 86V85H97ZM96 86V87H97ZM100 86V85H99ZM98 86V87H99ZM108 86V85H107ZM110 86H111V84H110ZM169 86V85H168ZM252 86V85H251ZM22 87V86H21ZM27 87V86H26ZM47 88H49L48 87V85L46 86ZM97 87V88H98ZM103 87H106V86H103ZM231 87H232V85H231ZM264 87V86H263ZM1 88V87H0ZM6 88V87H5ZM9 88V87H8ZM41 88V87H40ZM46 88V89H47ZM96 88V89H97ZM102 88V87H101ZM170 88V87H169ZM173 88V87H172ZM185 88V90H187ZM33 89H34V87H33ZM43 89V88H42ZM71 89V88H70ZM74 89V88H73ZM73 89H72V91H73ZM93 89V88H92ZM179 89V88H178ZM177 89V90H178ZM2 90V89H1ZM10 90V89H9ZM17 90V89H16ZM38 90V89H37ZM41 90V89H40ZM65 90H67V89H65ZM107 90V89H106ZM109 90H110V88H109ZM170 90V89H169ZM182 90V89H181ZM249 90V89H248ZM62 91V90H61ZM60 91V92H61ZM125 91V90H124ZM183 91V90H182ZM15 92V91H14ZM43 92V91H42ZM52 92V91H51ZM68 92V91H67ZM107 92H108V90H107ZM120 92H122V91H120ZM125 92V93H126ZM185 92V91H184ZM188 92H189V90H188ZM222 92V91H221ZM236 92V91H235ZM255 92V91H254ZM8 93V92H7ZM59 93V92H58ZM57 93V95H59ZM74 93L72 92V94L74 95ZM115 93V92H114ZM117 93V92H116ZM179 93V92H178ZM219 93V92H218ZM228 93V92H227ZM241 93V92H240ZM259 93V92H258ZM262 93V92H261ZM40 94V93H39ZM53 94V93H52ZM62 94H65V92L64 93H62ZM70 94H71V91H70ZM99 94V93H98ZM184 94V93H183ZM217 94V93H216ZM233 94V93H232ZM231 94V95H232ZM255 94V93H254ZM20 95H21V93H20ZM66 95V94H65ZM93 95V94H92ZM111 95V94H110ZM235 95H237V94H235ZM239 95V94H238ZM257 95V94H256ZM41 96H42V94H41ZM53 96H55L56 97V94L54 95L53 94ZM62 96V95H61ZM72 96V95H71ZM70 96V97H71ZM96 96H98V95H96ZM100 96V95H99ZM224 96V95H223ZM240 96V95H239ZM246 96V95H245ZM14 97V96H13ZM39 97V96H38ZM47 97H48V95H47ZM59 96H57L56 97V99L58 98ZM67 97H68V95H67ZM75 97V95L72 97V98H74ZM185 97V96H184ZM217 97V96H216ZM258 97V96H257ZM261 97V96H260ZM46 98V97H45ZM44 98V99H45ZM95 98V97H94ZM102 98V97H101ZM121 98V97H120ZM168 98V97H167ZM170 98V97H169ZM215 98V97H214ZM222 98V97H221ZM240 98V97H239ZM3 99H5V98H3ZM21 99V98H20ZM34 99V98H33ZM48 99V98H47ZM52 99V98H51ZM63 99V98H62ZM67 99V98H66ZM250 99V98H249ZM257 99V98H256ZM59 100H61V99H59ZM68 100H70V99H68ZM120 101H121V99H119ZM166 100V99H165ZM172 100V99H171ZM174 100V99H173ZM185 100H187V98L185 99ZM210 100V99H209ZM208 100V101H209ZM217 100V99H216ZM215 100V101H216ZM230 100V99H229ZM237 100V99H236ZM51 101H55V98H54V100H51ZM58 100H56V102H57ZM67 101V100H66ZM75 101V102H76ZM166 101H168V100H166ZM28 102V101H27ZM55 102V103H56ZM71 102H72V100H71ZM100 102V101H99ZM217 102H218V100H217ZM216 102V103H217ZM220 102V101H219ZM229 102V101H228ZM238 102V101H237ZM48 103V102H47ZM58 103V102H57ZM55 104V108H57L56 106L57 105H59V103L58 104ZM69 103V101L67 102V104ZM120 103V102H119ZM199 103V105H197ZM223 103V102H222ZM236 103V102H235ZM246 103V102H245ZM8 104V103H7ZM52 104V103H51ZM88 104V105H87ZM94 104V103H93ZM166 104H169V103H166ZM259 104V103H258ZM31 105V104H30ZM29 105V106H30ZM100 105V104H99ZM121 105H123V104H121ZM163 105H164V103H163ZM193 105L192 106H188V107H193ZM224 105V104H223ZM7 106V105H6ZM54 106V103H53V105H52V107ZM64 106V105H63ZM68 106V105H67ZM72 106V105H71ZM70 106V107H71ZM93 106V105H92ZM101 106V105H100ZM99 106V107H100ZM168 106V105H167ZM167 106L165 107V108H167ZM182 106V105H181ZM212 106H213V104H212ZM252 106H254V105H252ZM259 106V105H258ZM5 107V106H4ZM38 107V106H37ZM51 107V106H50ZM51 107V108H52ZM59 107H61V112H60V109H59V111H57L58 110V108ZM56 110H54V108H53V112H54V114H56L55 115V120H56V125H57V123H58V126H57V129H55L56 130V132H58L57 130H59L58 128H60V126H61V121H63V119H62V117L60 116V114H62V106H59ZM65 107V106H64ZM69 107V108H70ZM89 107H91V106H89ZM116 107L114 108L115 109V111H116ZM161 107H159V108H161ZM170 107H171V105H170ZM170 107H169V109H170ZM202 107V106H201ZM220 107V106H219ZM232 107V106H231ZM29 108V107H28ZM107 108V107H106ZM124 108V107H123ZM164 108V109H165ZM183 108V107H182ZM194 108V107H193ZM203 108V107H202ZM221 108V107H220ZM223 108V107H222ZM235 108H236V106H235ZM2 109V108H1ZM31 109V108H30ZM72 109V110H73ZM94 109V108H93ZM105 109V108H104ZM152 109V110H151ZM154 109V110H153ZM162 109H163V107H162ZM163 109V110H164ZM168 109V108H167ZM199 109V108H198ZM204 109V108H203ZM207 109V108H206ZM229 109V108H228ZM244 109V108H243ZM252 109V108H251ZM20 110V109H19ZM40 110V109H39ZM65 110H66V108H65ZM67 110H68V108H67ZM92 110V109H91ZM106 110V109H105ZM111 110V109H110ZM193 110V109H192ZM108 111V110H107ZM152 111H153V113H152ZM175 111V110H174ZM183 111V110H182ZM195 111V110H194ZM218 111V110H217ZM232 111H234V110H232ZM255 111H256V108H255ZM5 112V111H4ZM14 112H15V110H14ZM36 112V111H35ZM58 112H60V113H58ZM97 112H101V111H98L97 110ZM106 112V111H105ZM111 112V111H110ZM162 112H165V111H162ZM162 112L160 113L161 115H162ZM166 112H167V110H166ZM191 112H193V111H191ZM200 112V111H199ZM210 112V111H209ZM223 112V111H222ZM254 112V111H253ZM10 113V112H9ZM17 113V112H16ZM103 113V112H102ZM101 113V114H102ZM114 113V112H113ZM116 113V112H115ZM115 113L113 114V116H116L115 115ZM141 113H143V114H145V116H143V117H145V118H150L148 121L150 122V120L152 121V128L154 129V132L156 133V131L159 133H161V135H160V139L159 140H155V142L156 141H158V144L156 145V147H154V145L152 144V141L150 140V137H149V140L151 141V145H150V147H151V151H152V145H153V149H154V151H152V155L151 156H149L148 155V158L146 157V160L144 161L143 160V158H142V160H141V157H142V155L144 154V153H142V151L143 150H141V146L144 144V147L142 148V149H144L145 148V146H148L147 145V143H149V140L146 138V136H147V130L151 127V124L145 119V118H143V117H141L142 119H144L145 120V123L147 124V122H148V124H149V126H148V129H147V127H145V126H142V124L144 123H139L140 125H138V123L137 122H140V121H136V120H141L142 121V119L141 118H138V119H135L136 117H138V114H139V117L142 115ZM195 113V112H194ZM194 113H191V114H194ZM198 113V112H197ZM218 113V112H217ZM232 113V112H231ZM238 113V112H237ZM2 114V113H1ZM7 114V113H6ZM36 114V113H35ZM51 114H53V113H51ZM59 114V115H58ZM100 114V113H99ZM104 114V113H103ZM102 114V115H103ZM108 114V113H107ZM112 114V113H111ZM110 114V115H111ZM165 114V113H164ZM165 114V115H166ZM190 114V113H189ZM203 114V113H202ZM223 114V113H222ZM242 114V113H241ZM245 114V113H244ZM4 115V114H3ZM63 115V114H62ZM96 115V114H95ZM98 115V114H97ZM96 115V116H97ZM165 115H164V118H166L165 117ZM199 115V114H198ZM210 115V114H209ZM213 115V114H212ZM212 115H211V117H212ZM240 115V114H239ZM7 116V115H6ZM37 116H39V115H37ZM60 116V117H59ZM157 116V115H156ZM194 116V115H193ZM196 116V115H195ZM229 116H231V115H229ZM5 117V116H4ZM16 117V116H15ZM24 117V119H25V116H23ZM44 117V116H43ZM105 117H107L106 115H105ZM112 117V116H111ZM197 117V116H196ZM195 117V118H196ZM210 117V118H211ZM221 117V116H220ZM233 117V116H232ZM256 117V116H255ZM41 118V117H40ZM52 118V117H51ZM102 118H104V117H102ZM162 120H161V119ZM191 118V117H190ZM203 118V117H202ZM10 119V118H9ZM16 119V118H15ZM50 119V118H49ZM49 119H47V120H49ZM62 119V120H61ZM64 119L66 120V118H65V116H64ZM94 119V118H93ZM116 119V118H115ZM176 119H178V118H176ZM180 119H182V118H180ZM206 119V118H205ZM220 119V118H219ZM34 120H35V118H34ZM39 120V119H38ZM70 120V119H69ZM100 120V119H99ZM113 120V119H112ZM119 119H118V117H117V121H118ZM143 120V121H144ZM165 120V121H164ZM183 120V119H182ZM186 120V119H185ZM184 120V121H185ZM192 120V119H191ZM7 121V120H6ZM36 121H37V119H36ZM187 121V120H186ZM196 121V120H195ZM24 122V121H23ZM64 122V121H63ZM62 122V123H63ZM95 122V121H94ZM111 122V121H110ZM114 122V121H113ZM213 122V121H212ZM218 122V121H217ZM6 123V122H5ZM21 123V122H20ZM49 122H47V124H48ZM51 123H52V121H51ZM64 123H66V122H64ZM69 123V122H68ZM89 122L87 121V124H88ZM98 123V122H97ZM117 123H119V122H117ZM116 122H115V124L116 125H120V123L119 124H117ZM144 123V124H145ZM176 123H178V122H176ZM40 124V123H39ZM90 124H91V122H90ZM93 124V123H92ZM101 124V123H100ZM123 124H121L122 126H123ZM181 124V123H180ZM194 124V123H193ZM17 125V124H16ZM25 125V124H24ZM31 125V124H30ZM45 125V124H44ZM49 125H51L50 123H49ZM93 125H96V124H93ZM93 125H92V127H93ZM120 125V126H121ZM187 125H189V124H187ZM191 125V124H190ZM205 125V124H204ZM0 126H2L1 124H0ZM22 126V125H21ZM70 126H72L71 125V123H70ZM89 126V125H88ZM175 126H176V124H175ZM3 127V126H2ZM12 127V126H11ZM23 127V126H22ZM48 127V126H47ZM54 127V126H53ZM92 127H90V128H92ZM98 127V126H97ZM118 127V126H117ZM172 127V128H171ZM200 127V126H199ZM26 128V127H25ZM38 128V127H37ZM44 128V127H43ZM89 128V129H90ZM96 127H94V129H95ZM108 128V127H107ZM119 128V127H118ZM143 128H146L147 130H143ZM184 128V127H183ZM1 129V128H0ZM36 129V128H35ZM67 129V128H66ZM71 129V128H70ZM86 129L88 130V128L86 127ZM194 129V128H193ZM14 130V129H13ZM40 130V129H39ZM49 130V129H48ZM51 130V129H50ZM63 130V129H62ZM92 131H93V133H95L96 132V130L94 131L93 130V128L91 129ZM104 130V129H103ZM105 130H106V128H105ZM122 130H120V129H118V131H120L121 133L123 132ZM126 130V131H125ZM198 130V129H197ZM204 130V129H203ZM4 131V130H3ZM10 131V130H9ZM17 131V130H16ZM47 131V130H46ZM54 131V130H53ZM61 131V128H60V130H59V132ZM66 131V130H65ZM72 131H74L73 130V127H72ZM85 131V130H84ZM83 131V132H84ZM110 131V130H109ZM150 132H153V130L150 128V130H149ZM172 131H175V130H171V132ZM187 131V130H186ZM0 132H2L1 130H0ZM41 132H42V130H41ZM51 132V131H50ZM55 132V133H56ZM78 132V131H77ZM90 131H88L87 133H89ZM100 132V131H99ZM106 132H108V131H106ZM171 132H170V134H171ZM189 132V131H188ZM196 132V131H195ZM9 133V132H8ZM21 133V132H20ZM44 133V132H43ZM72 133V132H71ZM93 133H91L92 135H94ZM105 133V132H104ZM159 133V134H160ZM174 133V132H173ZM176 133V132H175ZM174 133V134H175ZM34 134V133H33ZM58 134V133H57ZM57 134H55V136L57 135ZM61 134V133H60ZM60 134H58V135H60ZM73 134V133H72ZM82 134V133H81ZM80 134V135H81ZM149 134V133H148ZM150 134H154V133H150ZM181 134V133H180ZM194 134V133H193ZM198 134H199V132H198ZM201 134V133H200ZM199 134V135H200ZM12 135H13V132H12ZM22 135V134H21ZM23 135H24V133H23ZM51 135H52V132H51ZM66 135H67V133H66ZM87 135V134H86ZM95 135H96V133H95ZM94 135V136H95ZM120 135H123L124 136V133H122V134H120ZM119 135V136H120ZM158 135V134H157ZM172 135V134H171ZM171 135H169L170 137H171ZM189 135V134H188ZM203 135V134H202ZM34 136V135H33ZM43 136V135H42ZM54 136V135H53ZM54 136V137H55ZM61 136V135H60ZM73 136V135H72ZM92 137V138H95V137ZM126 136V135H125ZM124 136V137H125ZM149 136H151V135H149ZM154 136V135H153ZM223 136V135H222ZM15 137V136H14ZM38 137V136H37ZM62 137H63V134H62ZM66 137H68V136H66ZM91 137V136H90ZM100 137V136H99ZM127 137V136H126ZM148 137V136H147ZM198 137V136H197ZM221 137V136H220ZM8 138V137H7ZM27 138V137H26ZM45 138V137H44ZM59 138V137H58ZM152 138V137H151ZM154 138V137H153ZM159 138V137H158ZM168 138V137H167ZM166 138V139H167ZM182 138V137H181ZM229 138V137H228ZM71 139V138H70ZM91 139V138H90ZM125 139V138H124ZM165 139V140H166ZM169 139V138H168ZM13 140V139H12ZM30 140V139H29ZM28 140V141H29ZM61 140V139H60ZM126 140V139H125ZM227 140V139H226ZM257 140V139H256ZM26 141V140H25ZM35 141V140H34ZM73 141V140H72ZM75 141V140H74ZM96 141V140H95ZM199 141V140H198ZM230 141V140H229ZM11 142V141H10ZM18 142V141H17ZM16 142V143H17ZM31 142V141H30ZM41 142V141H40ZM39 142V143H40ZM67 142V141H66ZM124 142H126V141H124ZM165 142V141H164ZM225 142V141H224ZM25 143H27V142H25ZM54 143V142H53ZM77 143V142H76ZM89 143V142H88ZM154 143V142H153ZM178 143H179V141H178ZM30 144V143H29ZM92 144V143H91ZM115 144V143H114ZM126 144V143H125ZM146 144V145H145ZM167 144V143H166ZM226 144V143H225ZM1 145H3V144H1ZM10 145V144H9ZM50 145H51V143H50ZM74 145V144H73ZM95 145V144H94ZM224 145V144H223ZM5 146V145H4ZM12 146V145H11ZM33 146V145H32ZM91 146V145H90ZM126 146H127V148H126ZM14 147V146H13ZM45 147V146H44ZM49 147V146H48ZM149 147V146H148ZM149 147V148H150ZM263 147V146H262ZM262 147H261V149H262ZM3 148V147H2ZM1 148V149H2ZM26 148V147H25ZM96 148V147H95ZM163 148V147H162ZM37 149V148H36ZM54 149V148H53ZM72 149V148H71ZM76 149V148H75ZM119 149V148H118ZM123 149V150H124ZM252 149V148H251ZM260 149V150H261ZM13 150V149H12ZM11 150V151H12ZM145 150V149H144ZM147 151L149 150L148 148L146 149ZM250 150V149H249ZM61 151V150H60ZM118 151H120V150H118ZM1 152V151H0ZM6 152V151H5ZM22 152V151H21ZM23 152H24V149H23ZM29 152V151H28ZM84 152V151H83ZM104 152V151H103ZM144 152V151H143ZM194 152V151H193ZM254 152V151H253ZM252 152V153H253ZM256 152V151H255ZM45 153V152H44ZM43 153V154H44ZM86 153V152H85ZM93 153V152H92ZM159 153V152H158ZM206 153V152H205ZM211 153V152H210ZM4 154V153H3ZM11 154V153H10ZM14 154V153H13ZM18 154V153H17ZM79 154V153H78ZM81 154V153H80ZM94 154V153H93ZM147 154V153H146ZM245 154H246V152H245ZM261 154V153H260ZM36 155V154H35ZM173 155V154H172ZM193 155V154H192ZM199 155V154H198ZM200 155H202V154H200ZM213 155V154H212ZM2 156V155H1ZM26 156V155H25ZM44 156V155H43ZM204 156V155H203ZM207 156V155H206ZM261 156V155H260ZM38 157V156H37ZM48 157V156H47ZM65 157V156H64ZM119 157H120V155H119ZM183 157V156H182ZM200 157V156H199ZM50 158V157H49ZM66 158V157H65ZM167 158V157H166ZM170 158V157H169ZM258 158V157H257ZM260 158V157H259ZM0 159H1V157H0ZM6 159H7V157H6ZM21 159V158H20ZM48 159V158H47ZM119 159V158H118ZM144 159H145V157H144ZM160 159H161V157H160ZM165 159V158H164ZM164 159H163V161H164ZM177 159V158H176ZM183 159V158H182ZM203 159V158H202ZM244 159V158H243ZM253 159V158H252ZM254 159H256V157L254 158ZM261 159V158H260ZM3 160V159H2ZM104 160V159H103ZM142 162H141V161ZM180 160V159H179ZM262 160H263V158H262ZM4 161V160H3ZM6 161V160H5ZM23 161V160H22ZM30 161V160H29ZM40 161H41V159H40ZM65 161V160H64ZM118 161V160H117ZM166 161H168V160H166ZM175 161V160H174ZM195 161V160H194ZM241 161V160H240ZM12 162V161H11ZM49 162V161H48ZM60 162H63V160L62 161H60ZM59 161H57V164H59L60 163ZM67 162V161H66ZM103 162V161H102ZM112 162H113V160H112ZM141 162V163H140ZM144 162V163H143ZM201 162V161H200ZM9 163V162H8ZM53 163V162H52ZM55 161H54V165H55ZM101 163V162H100ZM107 163V162H106ZM143 163V164H142ZM160 163V162H159ZM165 163V162H164ZM163 163V164H164ZM175 163V162H174ZM250 163V162H249ZM249 163L246 165L248 168H250L251 169V171L252 172H254V173H256V172H258L259 171V169H260V166L262 167V162L260 163H258V162H256L257 164L256 165H252L251 163H253V162H251L250 164L251 165H249ZM264 163V162H263ZM114 164V163H113ZM157 164V165H156ZM172 164V163H171ZM178 164V163H177ZM193 164H196V163H193ZM23 165V164H22ZM26 165V164H25ZM60 165V164H59ZM63 165V164H62ZM65 165V164H64ZM63 165V166H64ZM97 165V164H96ZM188 165V164H187ZM13 166V165H12ZM17 166V165H16ZM55 166H57V165H55ZM67 166V165H66ZM64 167V168H67V167ZM100 166V165H99ZM120 166V167H119ZM162 166H165V164L164 165H162ZM173 166V165H172ZM175 166V165H174ZM181 166V165H180ZM243 166H244V164H243ZM25 167V166H24ZM54 167V166H53ZM61 167V166H60ZM102 167V166H101ZM104 167V166H103ZM102 167V168H103ZM116 167V166H115ZM246 167V168H247ZM17 168V167H16ZM46 168V167H45ZM63 167H61V168H58V166H57V169H58V171L60 172V174H61V176H64V175H62V171H61V169H62ZM114 168V167H113ZM177 168V167H176ZM189 168V167H188ZM237 168V167H236ZM44 169V168H43ZM51 169V168H50ZM57 169H56V167H55V169L54 170H56L57 171ZM73 169V168H72ZM92 169V168H91ZM109 169H111V168H109ZM190 169V168H189ZM249 169V170H250ZM63 170V169H62ZM66 170V169H65ZM64 170V171H65ZM70 170V169H69ZM93 170V169H92ZM91 170V171H92ZM101 170V169H100ZM119 170V171H118ZM154 170V171H155ZM11 171V170H10ZM93 171H95V170H93ZM97 171V170H96ZM105 171V170H104ZM103 171V172H104ZM159 171V170H158ZM157 171V172H158ZM189 171H191V170H189ZM240 171H241V169H240ZM244 171V170H243ZM247 171V170H246ZM6 172V171H5ZM72 172V171H71ZM99 172V171H98ZM111 172V171H110ZM156 172V171H155ZM157 172H156V174H157ZM249 172V171H248ZM251 172V173H252ZM260 172V171H259ZM7 173V172H6ZM15 173V172H14ZM68 173V172H67ZM253 173V174H254ZM261 173V172H260ZM5 174V173H4ZM60 174L58 173V175L60 176ZM90 174V173H89ZM99 174V173H98ZM103 174V173H102ZM149 174V176H151V178H150V180L152 181H150V180H148L149 178V176H147ZM152 174H153V171H152ZM193 174V173H192ZM236 174V173H235ZM257 174V173H256ZM262 174V173H261ZM1 175V174H0ZM47 175V174H46ZM57 175V174H56ZM56 175H55V177H56ZM70 175L72 176L73 174L72 173H70ZM157 175H159V173L157 174ZM157 175H155V176H157ZM160 175H161V172H160ZM179 175V174H178ZM244 175V174H243ZM3 176V175H2ZM10 176V175H9ZM8 176V177H9ZM59 176H57V177H59ZM65 176H68V174L66 175L65 174ZM71 176H68V178H66V179H68L69 180V177H71ZM79 176H80V174H79ZM102 176H104V175H102ZM153 176H154V174H153ZM162 176V175H161ZM181 176V175H180ZM120 177V176H119ZM159 177V176H158ZM158 177H157V179H158ZM238 177V176H237ZM248 177H250V176H248ZM254 177V176H253ZM26 178V177H25ZM37 178V177H36ZM63 178V177H62ZM65 178V177H64ZM72 178V177H71ZM97 178V177H96ZM102 178V177H101ZM160 178V177H159ZM170 178V177H169ZM172 178V177H171ZM245 178V177H244ZM30 179V178H29ZM28 179V180H29ZM35 179V178H34ZM61 179V178H60ZM86 179V178H85ZM104 179V178H103ZM187 179V178H186ZM240 179V178H239ZM253 179V178H252ZM259 179V178H258ZM57 180H59V178L58 179H54V181H56L57 182ZM62 180V179H61ZM61 180H59V181H61ZM80 180V179H79ZM83 180V179H82ZM94 180V179H93ZM122 180V179H121ZM153 180H156V178H153ZM160 180V179H159ZM176 180H178V178L176 179ZM182 180H183V178H182ZM182 180H180V181H182ZM260 180V179H259ZM6 181V180H5ZM53 181V183L54 184H56V182H54ZM58 181V182H59ZM67 181V180H66ZM66 181H64V183H62L63 185L65 184L66 185ZM77 181V180H76ZM75 181V182H76ZM84 181V180H83ZM91 181V180H90ZM122 181H124V179L122 180ZM175 181V180H174ZM184 181H185V179H184ZM255 181V180H254ZM263 181V180H262ZM18 182V181H17ZM22 182V181H21ZM49 182V181H48ZM58 182H57V184H58ZM61 182H63V181H61ZM69 182V181H68ZM67 182V183H68ZM84 182H86V181H84ZM150 182L153 184V185H151L150 184ZM229 182H230V180H229ZM260 182V181H259ZM6 183V182H5ZM80 183V182H79ZM82 183V182H81ZM155 183V184H154ZM177 183V182H176ZM237 183V182H236ZM23 184V183H22ZM56 184V185H57ZM59 184H60V182H59ZM61 184V185H62ZM69 184H71L70 182L68 183V187H71V186H69ZM75 184V183H74ZM85 184V183H84ZM90 184V183H89ZM162 184V183H161ZM185 184V183H184ZM229 184V183H228ZM12 185H14L13 183H12ZM27 185V184H26ZM62 185V186H63ZM64 185V186H65ZM80 185H82V184H80ZM87 185V184H86ZM99 185V184H98ZM102 185V182H100V186ZM163 185V184H162ZM161 185V186H162ZM239 185V184H238ZM15 186V185H14ZM51 186H52V184H51ZM63 186V187H64ZM89 186V185H88ZM152 186H154L156 189L154 190V187H152ZM7 187V186H6ZM5 187V188H6ZM12 187V186H11ZM17 187H19V186H17ZM53 187V186H52ZM58 188L60 187L59 185L57 186ZM67 187V186H66ZM89 187V188H90ZM102 187V186H101ZM180 187V186H179ZM229 187V186H228ZM262 187V186H261ZM261 187H259V189L261 188ZM13 188V187H12ZM21 188V187H20ZM26 188V187H25ZM57 188V189H58ZM162 189L164 188V186L163 187H161ZM221 188V187H220ZM263 188V187H262ZM19 189V188H18ZM54 189V188H53ZM55 189H56V187H55ZM66 189V188H65ZM97 189H99V190H101L102 192V199H101V202H100V204H99V206H97L98 208H96V211H94L95 209L93 208L92 210H93V212H90V210H91V207H93V200L95 199L94 198V196L96 197V193H97ZM165 189V188H164ZM235 189V188H234ZM245 189V188H244ZM25 190V189H24ZM27 190V189H26ZM42 190V189H41ZM50 190V189H49ZM59 190V189H58ZM60 190H62V188H60ZM69 190V189H68ZM161 190V189H160ZM169 190V189H168ZM23 191V190H22ZM74 191V190H73ZM174 191V190H173ZM248 191V190H247ZM60 192V191H59ZM62 192V191H61ZM163 192V191H162ZM27 193V192H26ZM25 193V194H26ZM48 193V192H47ZM56 193V192H55ZM70 193V192H69ZM75 193V192H74ZM80 193V192H79ZM98 193H100V192H98ZM160 193H161V191H160ZM170 193V192H169ZM244 193V192H243ZM250 193V192H249ZM1 194V193H0ZM29 194V193H28ZM62 194V193H61ZM60 194V195H61ZM164 194V193H163ZM218 194H219V192H218ZM232 194V193H231ZM251 194V193H250ZM256 194V193H255ZM263 194V193H262ZM21 195H23V194H21ZM57 195V194H56ZM69 195V194H68ZM79 195V194H78ZM160 195V194H159ZM158 195V196H159ZM253 195V194H252ZM260 195H261V193H260ZM26 196V195H25ZM47 196V195H46ZM54 196H55V194H54ZM72 196V195H71ZM165 196V195H164ZM215 196V195H214ZM218 196V195H217ZM221 196V195H220ZM235 196V195H234ZM233 196V197H234ZM254 196V195H253ZM259 196V195H258ZM257 196V197H258ZM9 197V196H8ZM30 197V196H29ZM28 197V198H29ZM43 197V196H42ZM155 197H157V196H155ZM227 197H229V195L227 196ZM237 197V196H236ZM255 197V196H254ZM253 197V198H254ZM1 198V197H0ZM16 198V197H15ZM22 198V197H21ZM54 198V197H53ZM58 198V197H57ZM215 198V197H214ZM222 198V197H221ZM8 199V198H7ZM39 199V198H38ZM41 199V198H40ZM43 199V198H42ZM48 199V198H47ZM55 199H56V197H55ZM54 199V201H53V199H51V197H50V200H49V202L50 201H53V204H54V202L56 201V203H58L57 202V200H55ZM59 199V198H58ZM84 199V198H83ZM35 200H37V199H35ZM61 200V199H60ZM66 200V199H65ZM64 200V202H67V200L65 201ZM163 200H164V198H163ZM228 200V199H227ZM234 200V199H233ZM2 201V200H1ZM14 201V200H13ZM21 201V200H20ZM19 201V202H20ZM42 201V200H41ZM47 201V200H46ZM63 201V200H62ZM61 201V202H62ZM95 201V200H94ZM170 201V200H169ZM222 201L223 200H221L220 198H216V201L213 203V205H212V208H211V210H210V212H208L207 213V215H205L206 217H204V219L203 220H201L200 219V221H202V223H203V225L205 226V225H207L208 227H209V225H212V223L214 222V220H215V217H213L214 215L213 214H215V216H216V213H214V212H219V211H215L216 209H218L220 206H221V204H222ZM9 202V201H8ZM43 202H44V200H43ZM43 202H41V203H43ZM49 202H47V203H49ZM63 202V204H65ZM153 202V201H152ZM172 202V201H171ZM175 202V201H174ZM180 202V201H179ZM238 202V201H237ZM14 203V202H13ZM45 204H47L46 202H44ZM43 203V204H44ZM56 203L54 204V205H56ZM159 203V202H158ZM167 203V202H166ZM246 203H248V202H246ZM253 203V202H252ZM2 204H3V202H2ZM21 204V203H20ZM42 204V205H43ZM44 204V205H45ZM51 204H52V202H51ZM53 204L51 205V208H52V206H53ZM236 204V203H235ZM241 204V203H240ZM242 204H243V202H242ZM18 205H19V203H18ZM26 205V204H25ZM61 205V204H60ZM59 205V203H58V205H57V209H58V206H60ZM70 205V204H69ZM174 205V204H173ZM177 205V204H176ZM250 205V204H249ZM255 205V204H254ZM24 206V205H23ZM46 206V205H45ZM47 206H49V209L47 208ZM45 208H44V210H43V224L41 223L40 225H42L41 227H39L40 228V230H37L38 232H36L37 233V237H36V242H35V248H34V254L32 255V258H31V261H30V263L31 264H53V263H55V262H53L54 260H55V258H54V256H53V258H54V260H53V258H52V254H55L54 253V250H55V252H56V255L57 256H59L58 255V250H60V246H59V241H61L60 239H62L63 238V234H65L64 233V229L61 227V225H62V220H63V216H62V212L61 211H59V209L61 208V207H63V206H60L59 207V209H58V211H57V209L55 210L54 209V207H53V209L54 210H52V211H50V204L49 205H47ZM148 206H149V208H148ZM183 206V205H182ZM223 206V205H222ZM233 206H235V205H233ZM18 207V206H17ZM20 207H21V205H20ZM29 207V206H28ZM37 207V206H36ZM39 207H41V206H39ZM65 207H67V206H65ZM69 207V206H68ZM75 207V206H74ZM85 207V208H84ZM152 207H154V206H152ZM167 207V206H166ZM177 207V206H176ZM237 207V206H236ZM253 207V206H252ZM15 208V207H14ZM43 208H41V209H43ZM254 208V207H253ZM10 209V208H9ZM22 209V208H21ZM151 209H154V208H151ZM210 209V208H209ZM220 209V208H219ZM234 209V208H233ZM241 209V208H240ZM15 210V209H14ZM61 210V209H60ZM62 210H63V208H62ZM74 210V209H73ZM91 210V211H92ZM164 210V209H163ZM162 209L160 210H158L159 212L160 211H163ZM169 210V209H168ZM238 210V209H237ZM176 211V210H175ZM174 211V212H175ZM240 211V210H239ZM246 211V210H245ZM261 211V212H260ZM259 211V218H257L256 217V215L258 216V214H256L255 215V217H253V215H252V217H253V219L254 218H256L257 219V221H258V219H259V221H260V219H261V221L264 219V206H263V209L262 210H260ZM11 212H12V210H11ZM40 212V218H41V211H39ZM66 212V211H65ZM81 212V213H82ZM90 212V213H89ZM159 212H157V213H159ZM207 212V211H206ZM247 212V211H246ZM82 213V214H83ZM156 212L154 213L155 215L157 214ZM166 213V212H165ZM180 213H182V212H180ZM220 213V212H219ZM233 213V212H232ZM13 214V213H12ZM16 214V213H15ZM15 214H14V216H15ZM37 214H39L38 212H37ZM149 214H152V212L150 213L149 212ZM160 215L162 214V213H159ZM175 214V213H174ZM224 214V213H223ZM229 214V213H228ZM4 215V214H3ZM147 215V216H146ZM153 215V214H152ZM163 215V214H162ZM161 215V216H162ZM243 215V214H242ZM34 216V215H33ZM77 216V215H76ZM81 216V215H80ZM79 216V217H80ZM154 216V215H153ZM152 216V217H153ZM158 216V215H157ZM156 216V218H158ZM164 216V215H163ZM180 216V215H179ZM223 216V215H222ZM235 216V215H234ZM30 217V216H29ZM150 217V216H149ZM202 217V216H201ZM221 217V216H220ZM227 217V216H226ZM251 216H250V218H252ZM82 218V217H81ZM87 218V217H86ZM89 218V217H88ZM87 218V219H88ZM89 218V219H90ZM151 218V217H150ZM150 218H149V220H150ZM162 219H163V217H161ZM239 218V217H238ZM39 219V218H38ZM151 219H153V218H151ZM177 219V218H176ZM228 219V218H227ZM234 219V218H233ZM236 219V218H235ZM247 219V218H246ZM3 220V219H2ZM42 220V219H41ZM79 220V219H78ZM82 220V219H81ZM154 221L156 220L155 218L153 219ZM153 220L151 221V222H153ZM222 220H223V218H222ZM5 221V220H4ZM14 221V220H13ZM24 221V220H23ZM39 221V220H38ZM147 222H148V219L146 220ZM179 221V220H178ZM182 221H183V219H182ZM218 221H220V220H218ZM244 221V220H243ZM257 221H256V224H257ZM258 221V222H259ZM260 221V222H261ZM10 222V221H9ZM41 222V221H40ZM79 222V221H78ZM240 222V221H239ZM252 221L249 219V220H247L242 226H243V229H244V227H248L250 224H252L251 223ZM12 223V222H11ZM22 223V222H21ZM65 223V222H64ZM149 223V222H148ZM176 223V222H175ZM178 223V222H177ZM215 223V222H214ZM219 223V222H218ZM218 223H217V225H218ZM225 223V222H224ZM235 223V222H234ZM16 224V223H15ZM66 224V223H65ZM88 224V223H87ZM159 224V223H158ZM17 225V224H16ZM15 225V226H16ZM26 225V224H25ZM148 225H150V223L148 224ZM175 225V224H174ZM181 225V224H180ZM179 225V226H180ZM196 225H197V223H196ZM201 225V224H200ZM203 225H201V226H203ZM258 225V224H257ZM12 226V225H11ZM63 226V225H62ZM151 226V225H150ZM207 226H205V227H199L198 229H204V228H206L207 229V231H205L204 230V232H202L203 231V229H202V231H198V232H196V231H194L195 233L194 234H192V236H190L189 238H187L186 239V237L185 238H183L184 240H181V241H183L182 242V244H181V246H180V244H179V247L178 248H174V256H173V258H171V259H173V261H168V262H171L170 264H183V262H184V264H185V261H183V257H185L186 255H184L183 256V254L184 253H186V250L189 248V247H191L193 244H195L196 242L198 243V241L199 242H204L205 240H207V238H208V234H211V233H208L209 231H208V229L210 230V228H208ZM215 226H216V224H215ZM214 226V227H215ZM231 226V225H230ZM75 227V226H74ZM178 227V226H177ZM241 227V226H240ZM249 227H251V226H249ZM253 227V226H252ZM251 227V228H252ZM3 228V227H2ZM63 230H62V229ZM68 228V227H67ZM211 228H212V226H211ZM227 228V227H226ZM238 228H239V226H238ZM259 228H260V226H259ZM52 229H53V231H52ZM77 229V228H76ZM75 229V230H76ZM84 229H85V227H84ZM140 229V230H139ZM219 229V228H218ZM236 229V228H235ZM242 229V230H243ZM247 229V228H246ZM245 229V230H246ZM249 230H251L250 228H248ZM247 229V230H248ZM5 230V229H4ZM22 230V229H21ZM61 230H62V232H63V234H62V232H61ZM74 230V229H73ZM75 230H74V232H72V233H77L78 232V229H77V231L75 232ZM139 230V231H138ZM248 230V231H249ZM144 231H146V230H144ZM143 231V232H144ZM170 231V230H169ZM174 231V230H173ZM177 231V230H176ZM220 231V230H219ZM241 231V230H240ZM244 231V230H243ZM242 231V232H243ZM263 231V230H262ZM67 232V231H66ZM148 232V231H147ZM151 232V231H150ZM163 232V231H162ZM181 232V231H180ZM232 232V231H231ZM247 232V231H246ZM72 233H71V237H76V234H74V235H72ZM81 233V232H80ZM142 233V232H141ZM157 233H158V231H157ZM164 233V232H163ZM172 233V232H171ZM183 233V232H182ZM181 233V234H182ZM224 233V232H223ZM237 233V232H236ZM2 234V233H1ZM25 234V233H24ZM149 234V233H148ZM27 235H28V233H27ZM83 235V234H82ZM150 235V234H149ZM259 235V234H258ZM35 236L36 235H34V239H35ZM62 236V237H61ZM66 236V235H65ZM142 236V235H141ZM148 236V235H147ZM185 236V235H184ZM245 236V235H244ZM69 237V236H68ZM71 237H70V240H71ZM83 237V236H82ZM181 237H183L182 235H181ZM6 238V237H5ZM33 238V237H32ZM178 238V237H177ZM179 238H180V236H179ZM64 239V238H63ZM76 241H78V238L76 237ZM135 239V240H134ZM139 239V238H138ZM141 240H139V241H142V238H140ZM144 239V238H143ZM180 239H182V238H180ZM217 239V238H216ZM220 239V238H219ZM32 240V239H31ZM66 240V239H65ZM67 240H69V239H67ZM73 240H74V238H73ZM201 240V241H200ZM144 241V240H143ZM142 241V243H144ZM8 242H10V241H8ZM12 242V241H11ZM57 242H59V243H57ZM208 242V241H207ZM5 243V242H4ZM34 243V242H33ZM179 243H181V242H179ZM209 243V242H208ZM6 244V243H5ZM29 244V243H28ZM32 244V243H31ZM133 244H136V245H138L137 243H133ZM140 244H141V242H140ZM178 244V243H177ZM2 245V244H1ZM4 245V244H3ZM67 245V244H66ZM71 245V246H70ZM143 245V244H142ZM8 246V245H7ZM20 246V245H19ZM24 246V245H23ZM26 246H28V245H26ZM30 246V245H29ZM63 246H65V245H63ZM199 246V245H198ZM197 246V247H198ZM236 246V245H235ZM12 247V246H11ZM176 247H177V245H176ZM4 248V247H3ZM2 248V249H3ZM145 248V247H144ZM19 249V248H18ZM143 249V248H142ZM141 249V250H142ZM209 249H211V248H209ZM233 249V248H232ZM264 249V248H263ZM29 250H30V248H29ZM31 250H33V249H31ZM65 250V249H64ZM134 250V251H133ZM176 250V251H175ZM189 250V249H188ZM201 250V249H200ZM50 251H53V252H51L52 254H48V253H50ZM67 251V250H66ZM160 251V250H159ZM196 251V250H195ZM2 252V251H1ZM23 252V251H22ZM28 252V251H27ZM30 252V251H29ZM189 252V251H188ZM140 253V252H139ZM196 253H197V251H196ZM195 253V254H196ZM47 254L48 255H50L49 257L50 258H52V260L47 256ZM61 254V255H62ZM191 254V253H190ZM16 255V254H15ZM24 255V254H23ZM141 255H143V254H141ZM188 255V254H187ZM13 256V255H12ZM56 256V257H57ZM16 257H18V256H16ZM28 257V256H27ZM47 257V258H46ZM132 257H134V256H132ZM249 257V256H248ZM60 258V260L62 259L61 258V256L59 257ZM147 259V258H146ZM170 259V260H171ZM243 259V258H242ZM26 260V259H25ZM186 260V259H185ZM1 261V260H0ZM9 261V260H8ZM27 261V260H26ZM57 261H58V259H57ZM204 261V260H203ZM10 262V261H9ZM59 262V261H58ZM61 262V261H60ZM144 262V261H143ZM224 262V261H223ZM63 263V262H62ZM167 263V262H166ZM60 264V263H59ZM133 264V263H132ZM140 264H143L142 262L140 263ZM169 264V263H168ZM202 264H204V263H202Z\"/></svg>",
	"mask_w": 264,
	"mask_h": 264
}]
</instances>
